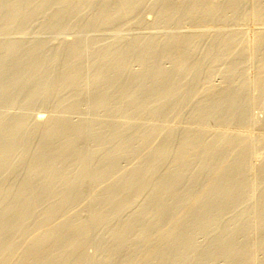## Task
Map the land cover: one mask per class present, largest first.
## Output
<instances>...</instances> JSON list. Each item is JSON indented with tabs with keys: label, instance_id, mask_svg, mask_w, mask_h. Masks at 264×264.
I'll use <instances>...</instances> for the list:
<instances>
[{
	"label": "rangeland",
	"instance_id": "374dc122",
	"mask_svg": "<svg viewBox=\"0 0 264 264\" xmlns=\"http://www.w3.org/2000/svg\"><path fill=\"white\" fill-rule=\"evenodd\" d=\"M0 0V123H2L1 125L4 127L5 125H9L8 123H10V128H11V125H13L14 123H16L18 121V123H20L21 125H24L23 128L21 127L20 125V131H18V133H21V134H18V136H16L18 138V140L16 138H14L15 140H17L18 144H13V142H16L14 141L13 139L12 140H8L6 141L4 144H6L7 142L8 143V146L7 144L5 145L6 148H12L16 147V145L20 146L18 147L17 146V151H13L12 153L14 154H11L8 156L11 158L9 159L12 160V163L10 164V166H8L7 168L9 169H5L3 171H6L5 173L1 170L0 172V188H2V191H5V194L7 191H11V192H8V193H12L13 191H15L14 188L17 187V185L19 183L17 182H20L21 180H24V179H29L30 178V183H35L37 182L38 180L45 178L44 177V172H41L40 174H30L29 173V170L25 171L26 169H28V167H32L33 166V161L31 160L30 162L28 161V159L32 156L33 152L36 151V149L40 148V144H41V148L43 146L42 144V140H40V137L42 138V136H40V133L41 135H44V133L46 132L45 130L48 129L49 131V128L50 129L52 128V124L56 122H62L63 120V125L65 124V122L67 123L65 126L68 127L69 125V129H65V127H60L62 125L59 124V122L55 125H58V127L60 128L58 131L60 132V134L58 133L56 136L59 140H57L56 136L53 137V142H52V145L53 143L56 145V151H58V147L57 146H61L60 149L63 148H68L66 151L64 150L63 148V157L64 159L60 160L62 162V164L59 162L58 165H65V163H67L68 160H73L75 157V161H80L79 162H74L73 164L75 165L74 168H71L68 167L65 168L62 172V169L60 166V172L63 173V175H66V173H69L70 176L72 174H75L76 177H77V172L79 173H83L84 172V179L82 178L81 179V182H80V187H79V190H83V194L86 195V197H84L85 200L87 201H83V200H80L78 203H77V200H75L73 202V207H71V210L73 211L72 208H76V210H74L73 212H71L70 209H68L69 212H71L70 214L68 212H66V214L68 213L67 218L70 220H73V221H84L86 222V226H87V229L88 231L86 232L85 234V237H84V245L83 247H81L82 251L85 253V255L88 257V263L87 264H92V262L94 261L93 264H103V256L105 251H107L108 249H110L112 246H115L118 242H122L120 239H118V241H116V239H111V235H110V231H112V229L114 230H119L122 231V221L124 222L126 219L130 218L131 216H133L137 210L139 212H137V214H140V215H146L149 211H147V206L150 204V203H153L154 201V198H156V200L159 198L157 195H162L161 192L162 190L161 189H158V190H154V182L156 181H159L157 179H160L161 180H168L170 179L171 176V173L175 174V172H183V175L181 176L184 180V182L181 180L179 184H181V190L179 191L178 190V187H177V191L176 192H179L177 193V195L173 197L172 199V203L169 201L168 204H167V210L165 211H169V212H165L167 216V213H171L173 211H175L174 209H176V207L174 208V204L175 202H177L179 200V195H183L185 192H190V193H187V195L189 196V194H191V192L193 193V195L197 192V190L201 187V185L204 183V179L206 178V167H204L205 169V172L204 169L202 168L201 165H193L196 163V161L200 158H202V156H204V150H205V147L206 146H209L211 147H218L220 150H223V148L225 147L226 144H224V142L222 143L221 141V144L222 145H218L219 143V140L222 138L220 136L223 135V132L226 134V132L230 135H228V137H230L231 135H234L232 133V130L234 128L235 131H239L241 129H243V126H244V131L247 130L246 132L249 134V136H252V138L250 137L249 139L251 141H253V136L254 134H258L259 136V133L261 135V133H263L264 129V79L262 77V79L260 78L261 75H259V73H261L263 76V72L264 71H261V69H264L262 66L259 65V70H257V66L258 64H262V60L264 61V59H262L264 57V49L262 50L263 46H260V44L257 43L256 39L255 40H252V37L253 39L256 38L257 35H260L261 33H264V30L262 28V26H264V22H262L261 20H259V22H256L255 23V18L253 16V18L251 17L252 15L250 14L252 12V5L253 3H257L256 1H252V0H238L240 3L238 4V1L237 3L234 4V8L233 10L235 11H229V9L231 8V5L229 8H225V6L223 4H227V1L225 0H214L215 4L216 2H218V4H216L217 7H219L217 10L220 12L218 13L217 11H215L216 15H214V13L212 12V14L214 15V18L213 19V15L212 17H210V15H207V17L209 18H212V19H209L207 18V24L205 23L206 20L204 21L205 19V14L204 15H199L204 18H201L203 20L200 21V16L198 17L195 16L196 15V12H193L194 15H189V13H192V12H189L190 11V8L191 7V10H192V5L193 3L198 0H170V2L167 3L168 0L166 1H163V0H131L128 3H126V0H123V5H125L126 7H124L123 5L120 4V2L122 0ZM64 1V2H63ZM95 1V2H94ZM120 1V2H119ZM139 1V2H138ZM141 1V2H140ZM178 1V2H176ZM182 1V2H181ZM194 1V2H193ZM208 1V0H207ZM223 1V2H222ZM263 0H259V5L258 7H263L264 5V1L262 2ZM27 2V3H26ZM38 2V3H37ZM60 2V3H59ZM125 2V4H124ZM149 2V3H148ZM156 2V3H155ZM178 4V5H176ZM193 2V3H191ZM204 2L206 1H203V3L201 2L200 4L203 5V7L206 5H204ZM212 3L213 0H209L207 3ZM243 2V3H242ZM247 2V3H246ZM14 3V4H13ZM25 3V4H24ZM31 3V4H30ZM36 3V4H35ZM40 3V4H39ZM102 3V4H101ZM113 3V4H112ZM134 3V4H133ZM185 3V4H184ZM191 3V5H190ZM222 3V4H221ZM252 3V4H251ZM39 4V5H38ZM60 4V5H59ZM164 4V6L166 5V7L168 5L172 6L170 8H168V11H174L172 14V12H170V14L172 15H167L166 12H164V15L166 13L167 16H164V20H163V15L160 16L158 13H161L162 11L159 9L161 7V5ZM189 4V7L187 6ZM248 4V5H247ZM262 4V5H261ZM24 5V6H23ZM35 5V6H34ZM37 5V6H36ZM41 5V6H40ZM48 5V6H47ZM72 5V6H71ZM122 6V7H119ZM159 5V6H157ZM176 5V6H175ZM201 5V6H202ZM220 5V6H219ZM221 5H223L221 7ZM237 5V8L235 7ZM16 6V7H15ZM32 6V7H31ZM80 6V8H79ZM82 6V7H81ZM85 6V8H84ZM102 6V7H101ZM144 8H143V7ZM163 6V5H162ZM207 6V5H206ZM40 7V8H39ZM128 7V8H127ZM131 7V8H130ZM136 7V8H135ZM159 7V8H158ZM169 7V6H168ZM174 7L176 8L177 12L174 9ZM179 7V8H178ZM260 7V8H261ZM28 8V9H27ZM126 10L124 11V13L122 12L121 9ZM126 8V9H124ZM130 8V9H129ZM134 8V9H133ZM148 8V9H146ZM182 8V9H181ZM129 9V10H128ZM179 9V10H178ZM185 9V11H183ZM226 9V10H225ZM229 13H228V11ZM94 10V11H93ZM120 12H119V11ZM138 10V11H137ZM216 10V9H215ZM224 10V12H223ZM232 10V9H231ZM80 11H84V12H80ZM91 11V12H89ZM129 11V13H128ZM157 11V12H156ZM167 11V12H168ZM183 11V12H182ZM194 11V10H193ZM247 13L246 15L249 16V14L251 16L250 19L252 20H249L248 16L245 15V13ZM116 12V13H115ZM119 12V13H118ZM125 12H127L125 14ZM134 12V13H133ZM141 12V14H140ZM189 12V13H188ZM223 12V13H222ZM227 12V13H226ZM239 12V13H238ZM63 13V14H62ZM103 13V14H102ZM149 13V14H148ZM163 13V12H162ZM181 15L179 16L178 15ZM183 13V14H181ZM224 14V17H223V24L221 23H218L220 22L219 20H221L222 18L220 17V14ZM241 13V14H240ZM85 14V15H84ZM219 14V15H218ZM221 14V16H223ZM243 14V15H242ZM61 15V16H60ZM95 15V16H94ZM137 15V16H136ZM141 15V16H140ZM160 17H158V16ZM233 15V16H232ZM240 15V18L238 17ZM241 15L244 16L245 18H247V20L245 18H241ZM2 16V17H1ZM82 16V17H81ZM99 16V17H98ZM104 16V17H103ZM133 16V17H131ZM135 16V17H134ZM157 16V17H156ZM174 16V17H173ZM183 16V17H182ZM188 19H186V17ZM188 16H191V17H188ZM194 16V17H193ZM226 16V17H225ZM5 17V18H3ZM78 17V18H77ZM81 17V18H80ZM137 17V18H136ZM156 17V18H155ZM172 17V18H170ZM176 17V18H175ZM216 17L220 18L218 20V18L216 19ZM103 18V19H101ZM113 18V19H112ZM115 18V19H114ZM149 18V19H148ZM153 18V20H152ZM166 18V19H165ZM176 20H174V19ZM112 19V20H111ZM184 19V20H183ZM194 19V20H193ZM240 19V20H239ZM100 20V22H99ZM108 20V21H107ZM115 20V22H114ZM121 20V21H120ZM172 21V22H169ZM213 20V21H211ZM214 20H217V21H214ZM243 20V21H242ZM16 21V23H15ZM59 21V22H58ZM66 21V22H65ZM80 21V22H79ZM89 21V22H88ZM104 21V22H103ZM123 21H126V22H123ZM156 21V22H155ZM158 21V22H157ZM168 21V22H167ZM204 21V22H203ZM235 21V22H234ZM242 21V22H241ZM258 21V20H256ZM53 22V23H52ZM123 22V23H122ZM141 22H142V25H141ZM153 22V23H152ZM155 22V23H154ZM177 22V23H176ZM180 22V23H179ZM227 22V23H226ZM235 24H234V23ZM247 22V23H245ZM13 23V24H12ZM33 23V24H32ZM138 23V24H137ZM147 23V24H146ZM197 23V24H195ZM202 23V24H201ZM206 25H205V24ZM212 23V24H211ZM232 23V24H231ZM244 23V24H243ZM252 23V24H251ZM263 24V25H260V24ZM32 24V25H31ZM75 24V25H74ZM81 24V25H80ZM118 24V25H117ZM124 24V25H123ZM157 24V25H156ZM182 24V26H181ZM217 24V25H216ZM238 24V25H237ZM11 25V26H10ZM130 25V26H128ZM188 25V26H187ZM199 27H198V26ZM202 25V26H201ZM208 25V26H207ZM228 25V26H227ZM243 25V26H242ZM251 25V26H250ZM255 25V26H254ZM34 26V27H33ZM38 26V27H37ZM73 26V27H72ZM134 26V27H133ZM139 26V27H138ZM147 26V27H146ZM150 26V27H149ZM171 26V27H170ZM239 26V27H238ZM68 27V28H67ZM104 27V28H103ZM136 27V28H135ZM141 27V28H140ZM162 27V28H161ZM188 27V28H187ZM9 28V29H8ZM37 28V29H36ZM58 28V29H57ZM88 28V29H87ZM107 28V29H106ZM118 28V29H117ZM121 28V29H120ZM129 28V29H128ZM134 28V29H133ZM200 28V29H199ZM207 28V29H206ZM210 28V29H209ZM211 28H214V29H211ZM246 28V29H245ZM258 28V29H257ZM26 29V30H25ZM103 29V30H102ZM105 29V30H104ZM140 29V30H139ZM177 29V30H176ZM236 29V30H234ZM252 29V30H251ZM9 30V31H8ZM11 30V31H10ZM50 30V31H49ZM60 30V31H59ZM75 30V31H74ZM90 30V31H89ZM99 30V31H98ZM117 30V31H116ZM188 30V31H187ZM210 30V31H209ZM260 30H263L262 32H259L258 34V31ZM34 31V32H33ZM47 31V32H46ZM78 31V32H77ZM83 31V32H82ZM89 31V32H88ZM194 31V32H192ZM200 31V32H199ZM225 31V32H224ZM20 32V33H19ZM40 32V34H39ZM62 32V33H61ZM74 34H72V33ZM77 32V33H76ZM191 32V33H190ZM207 32V33H206ZM254 32V33H252ZM44 33V34H43ZM82 35H81V34ZM183 33V34H182ZM215 33V34H214ZM220 33V35H219ZM227 33H229L227 35ZM193 34V35H192ZM236 34H238V36H236ZM246 38L247 42L248 43H244L243 40H245V38L243 39L242 36ZM251 34V35H250ZM254 34V36H253ZM257 34V35H256ZM33 35V36H32ZM161 35V36H160ZM180 35V36H179ZM214 35V36H213ZM223 35H226L227 38L229 37L230 40L231 38H234L235 39V42L236 43H239L240 40L237 38H241L242 42L247 45H249V49L250 47H252L254 44L256 46L252 47V49H250V52L248 50V48H244V44H239L240 47H236L237 45L233 42V46L235 47L236 51H240L241 53V50L244 48L246 49V52L250 53L249 55L245 54L246 52L244 51V54L247 56H245L243 53H241V55H244L243 58H241L242 56L239 55V57L236 58V55H234V58L235 60H233V64L230 62V60H232L231 58H233V53H232V50H228L230 51V53H227V49H230L232 47H229L227 45H232V41L234 40H229L226 39V36H222ZM232 35V37H231ZM240 35V36H239ZM256 35V36H255ZM85 36V38H84ZM107 36V37H106ZM112 36V37H111ZM154 36V37H153ZM207 36V37H206ZM213 36V37H212ZM194 39L190 42V40L188 39ZM193 37V38H192ZM201 37L202 40H201ZM216 37V39H215ZM220 37V38H219ZM225 37V39H224ZM46 38V39H45ZM144 38V39H143ZM154 38V39H153ZM186 38V39H185ZM212 38V39H211ZM218 38V39H217ZM249 38V40H248ZM11 39V40H10ZM15 39V40H14ZM27 39V40H26ZM79 39V40H78ZM146 39V40H145ZM183 39V40H182ZM200 39V41H199ZM222 39V40H221ZM238 41H237V40ZM9 40V41H8ZM78 40V41H77ZM81 40V41H80ZM142 40V41H141ZM156 40V41H155ZM164 40V41H163ZM183 42H182V41ZM186 42H185V41ZM189 40V41H187ZM204 40V41H203ZM211 40V41H210ZM217 40V41H216ZM225 40L227 41L228 40V43L230 41V43L228 44L227 42H225ZM245 40V41H246ZM11 41V42H10ZM130 41V42H129ZM160 41V42H159ZM167 41V42H165ZM177 41V42H176ZM207 41V42H206ZM214 41V42H213ZM51 42V43H50ZM66 42V43H65ZM111 42V43H110ZM152 42V43H151ZM190 42V43H189ZM201 42V46H200V43ZM220 42V43H218ZM11 43V44H10ZM117 43V44H116ZM120 43V44H119ZM124 43V44H123ZM129 45H128V44ZM133 43V44H131ZM140 43V44H139ZM144 43V44H143ZM176 43V44H175ZM192 43V44H191ZM212 43V44H211ZM227 43V45H226ZM80 44V45H79ZM94 44V45H93ZM174 44V45H173ZM178 44V45H177ZM180 44V45H179ZM183 44V46L181 45ZM199 44V45H198ZM210 44V45H209ZM216 44V45H215ZM221 44H225L226 47H229V48H226L224 46H222ZM235 44V45H234ZM252 44V45H251ZM4 45V46H3ZM132 45V46H131ZM136 47H134V46ZM153 45V46H152ZM159 45V46H158ZM204 45V46H203ZM209 45V46H208ZM217 49H216V47ZM220 45H221V49L220 50ZM251 45V46H250ZM34 46V47H33ZM75 46V47H74ZM79 46H81L79 48ZM87 46V47H85ZM104 46V47H103ZM114 46V47H113ZM126 46V47H125ZM130 46V47H129ZM180 46V47H179ZM182 46V48H181ZM185 46V47H184ZM192 46V47H191ZM208 46V47H206ZM30 47V48H29ZM66 47V48H65ZM76 48V50L74 48ZM93 47V48H92ZM101 47V48H100ZM109 51H108V49ZM140 47V48H139ZM145 47H147L145 49ZM155 47L157 49H155ZM173 47V48H172ZM178 47V48H177ZM187 47V48H186ZM200 47V49H199ZM210 47V48H209ZM234 47L232 49H234ZM248 47V46H247ZM257 47V49L255 48ZM27 48V50H26ZM87 48V49H86ZM92 48V49H91ZM103 48V49H102ZM112 48V49H111ZM162 48V49H161ZM167 48V50H166ZM176 48V49H175ZM181 48V49H180ZM194 48V49H193ZM237 48H241L240 50ZM261 48V51L259 52L258 49ZM47 51H45V50ZM74 49V50H72ZM125 49V50H124ZM132 49V50H131ZM140 49V50H139ZM143 49V50H142ZM153 49V50H152ZM172 49V50H170ZM191 49V50H190ZM214 49V50H213ZM225 49V50H224ZM235 49L233 50V52L235 51ZM256 49V51H255ZM26 50V51H25ZM37 50V51H36ZM58 50V52H57ZM81 50V51H80ZM99 50V51H98ZM135 50V52H134ZM146 50V51H144ZM151 52H150V51ZM178 50V51H177ZM183 50V51H181ZM196 52H195V51ZM220 50V52L223 50V51H226V52H223L221 54H225L222 58H224L227 66L225 68V65L223 62L224 60H222V58H220L219 56V53L218 51ZM248 50V51H247ZM253 50V51H252ZM2 51V52H1ZM6 51V52H5ZM8 51V52H7ZM14 51V52H13ZM63 51V52H62ZM76 51V52H75ZM121 51V52H119ZM141 51V52H139ZM158 51V52H157ZM168 51V52H167ZM170 51V52H169ZM192 51V52H191ZM218 52V53H215V52ZM236 51L234 52L235 54ZM255 51V52H254ZM262 51H263V57H262ZM40 52V54L38 53ZM73 52V53H72ZM79 52V53H78ZM109 54H108V53ZM149 54H148V53ZM174 52V53H173ZM176 52V53H175ZM178 52V54H177ZM180 52V53H179ZM184 52V53H183ZM200 52V53H199ZM204 52V53H203ZM252 52V53H251ZM258 52V53H257ZM9 55H8V54ZM30 53V54H29ZM34 53V54H33ZM63 53V54H62ZM69 53V54H68ZM105 53V54H104ZM118 53V54H117ZM134 53V54H133ZM153 53V54H152ZM173 53V54H172ZM182 53V54H181ZM194 53V54H193ZM212 53V54H211ZM215 53V54H214ZM259 53H260V56L261 58H259ZM14 54V55H13ZM72 54V55H71ZM102 54V55H101ZM152 54V55H151ZM164 54V55H163ZM177 54V55H176ZM202 54V55H201ZM219 56H217V55ZM230 54V55H228ZM6 55H8L6 57ZM59 55V56H58ZM68 55V56H67ZM70 55V56H69ZM75 55V56H73ZM78 55V56H77ZM105 55V56H104ZM111 55V56H110ZM148 55V56H147ZM154 55V57H153ZM169 55V56H168ZM183 55V56H182ZM188 55V56H187ZM205 55V56H204ZM209 55V58L207 57ZM211 55V56H210ZM215 57V59H212L213 56ZM216 55V56H215ZM237 55V56H238ZM253 55V56H252ZM14 56V57H13ZM17 58H16V57ZM35 56V57H34ZM44 56V57H43ZM73 56V57H72ZM78 58H77V57ZM103 56V57H102ZM150 56V57H149ZM186 56V57H184ZM192 56V57H190ZM196 56V57H195ZM230 58L229 60L227 59L228 57ZM231 56V57H230ZM20 57V59H19ZM41 58L39 60V58ZM98 57V58H97ZM108 57V58H107ZM110 57V58H109ZM119 57V58H118ZM158 57V58H157ZM163 57V59H162ZM175 57V58H174ZM181 57V58H180ZM204 57V58H203ZM217 57L220 61L217 60ZM225 57H227L226 59L229 61V63L231 64H228L227 63V60L225 59ZM253 57V58H252ZM256 57V59H255ZM9 58V59H8ZM22 58V59H21ZM30 58V60H29ZM44 58V59H43ZM63 58V59H62ZM68 58V59H67ZM71 58V59H70ZM75 58V59H74ZM126 58V59H125ZM131 58V59H130ZM142 58V60L140 59ZM154 58V59H153ZM182 60V62L179 60V59ZM185 58V59H184ZM201 58V59H200ZM206 58V59H205ZM34 59V60H33ZM38 59V60H37ZM51 59V60H50ZM58 59V61H57ZM74 59V60H73ZM135 59V60H134ZM177 59L179 60V63L177 61ZM209 59V60H208ZM239 59H242L241 61ZM247 59V61L245 60ZM262 59V60H260ZM2 60V61H1ZM25 60V61H24ZM36 60V61H35ZM48 60V61H47ZM70 60V62H69ZM72 60V61H71ZM101 60V61H100ZM115 60V61H114ZM151 60V61H150ZM174 60V61H172ZM211 60H213L215 63H213ZM216 60V61H215ZM237 60V62H236ZM241 65L239 64L240 62ZM252 60V62H251ZM255 60V61H254ZM261 61V63H258L259 61ZM4 61V62H3ZM17 61V63L15 62ZM38 61V62H37ZM42 61V62H41ZM46 61V62H45ZM77 61V62H75ZM82 61V62H81ZM135 61V62H134ZM234 61L236 63V67L234 68ZM254 61V62H253ZM6 62V63H5ZM41 62V64L39 63ZM55 62V63H54ZM62 62V63H61ZM66 62V63H65ZM75 62V63H74ZM95 64H94V63ZM98 62V63H97ZM113 62V63H112ZM120 62V63H119ZM123 62V63H122ZM139 62V64H137ZM169 62V63H168ZM211 62V64L209 65V63ZM220 62V63H219ZM239 62V63H238ZM248 64H247V63ZM251 62V63H250ZM4 63V64H3ZM15 63V64H14ZM60 63V64H59ZM208 63V65H207ZM223 63V64H222ZM9 64V65H8ZM23 64V65H22ZM67 64V65H66ZM83 64V65H82ZM85 64V65H84ZM154 64V65H152ZM158 64V65H157ZM163 64L162 66H159ZM174 64V65H173ZM189 64H191V66H189ZM197 64V65H196ZM218 64V65H217ZM238 64V65H237ZM4 65V66H3ZM20 65V66H19ZM110 65V66H108ZM122 65V66H121ZM130 67H129V66ZM133 65V66H132ZM150 65V66H149ZM152 65V67H151ZM173 65V66H172ZM180 65V66H179ZM188 65V66H187ZM213 65V66H212ZM233 69H231L229 66ZM234 65V66H233ZM240 65V66H239ZM248 65V66H247ZM257 65V66H256ZM9 66V67H8ZM19 66V67H18ZM29 66V67H28ZM46 68H45V67ZM66 67V68H63ZM182 66V68L180 69V67ZM209 66V67H208ZM219 66V68H218ZM12 67V68H11ZM17 67V68H15ZM32 67V68H31ZM49 67V68H48ZM74 67V68H73ZM95 67V68H94ZM109 67V68H108ZM115 67V68H113ZM141 67L143 69H141ZM150 67V68H149ZM159 67V68H158ZM169 67V68H168ZM176 67V68H175ZM184 67V68H183ZM208 67V68H207ZM228 67V68H227ZM246 67V68H244ZM251 67V68H249ZM262 67V68H261ZM26 68V69H25ZM30 68V69H29ZM57 68V69H56ZM61 68V69H60ZM84 68V69H83ZM118 68V69H117ZM125 68V69H123ZM135 68V69H134ZM138 68V70H137ZM153 68V69H152ZM158 69L157 71L155 69ZM178 68V70H176ZM186 68V69H185ZM191 68V69H190ZM194 68V69H193ZM221 68V69H220ZM240 68V69H239ZM242 68V70H241ZM256 68V69H255ZM11 69V70H10ZM21 69V70H19ZM28 69V70H27ZM33 69V70H32ZM39 69V70H37ZM100 69V70H99ZM113 69V70H112ZM160 69V71H159ZM164 69V71H163ZM170 69V71H168ZM174 69V70H173ZM199 69V70H198ZM226 69V71H225ZM234 70V76H232V71L230 70ZM245 69V70H244ZM35 70V71H34ZM85 70V71H84ZM117 70V71H116ZM148 70V71H147ZM181 70V71H180ZM186 70V71H185ZM195 70V71H194ZM203 70V71H202ZM209 70V71H208ZM229 70V71H228ZM255 70V71H254ZM8 71V72H7ZM18 71V72H17ZM44 71V72H43ZM48 71V72H46ZM60 71V72H59ZM107 71V72H106ZM109 71V72H108ZM125 71V72H124ZM127 71V72H126ZM136 71V72H135ZM154 71V72H153ZM159 71V72H158ZM237 72H241L240 74L239 73H236ZM246 71V72H245ZM254 71V72H253ZM259 71V72H258ZM12 76L9 77L7 76ZM13 72V73H11ZM17 72V73H16ZM21 72V73H20ZM71 72V73H70ZM140 72V73H139ZM158 72V74H157ZM163 72V73H162ZM175 72V74H174ZM187 72V74L185 73ZM192 72V73H191ZM208 72V73H207ZM219 72V73H218ZM222 74H221V73ZM245 72V73H244ZM257 72V73H256ZM2 73V74H1ZM33 73V74H32ZM77 73V74H76ZM85 73V74H84ZM94 73V74H93ZM121 76H119L118 74ZM123 73V74H122ZM133 73V74H132ZM151 73V75H150ZM157 75H155V74ZM165 73V74H164ZM172 73V74H171ZM177 73V74H176ZM180 73V74H178ZM231 75H230V74ZM243 73V74H242ZM252 73H254L252 75ZM5 74V75H4ZM11 74V75H10ZM17 74V75H16ZM23 74V75H22ZM70 74V75H69ZM117 74V75H116ZM128 74V75H127ZM136 74V75H135ZM161 74V75H160ZM185 76H184V75ZM215 74V75H214ZM218 74V75H217ZM237 74V75H236ZM247 74V75H246ZM259 76H258V75ZM15 77H14V76ZM31 75V76H30ZM40 75V76H39ZM75 75V76H74ZM87 75V76H86ZM139 75V76H138ZM147 75V76H146ZM176 75H178L176 77ZM226 75V76H225ZM243 75V77H242ZM254 75L256 79V81L254 79H252V77L254 78ZM29 76V77H27ZM108 76V77H107ZM111 76V77H110ZM115 76V77H114ZM137 76V77H136ZM160 77L158 79V77ZM166 76L165 79H162V77ZM168 76H170L168 78ZM172 76V77H171ZM196 76V77H195ZM231 76V77H229ZM35 77L37 79H35ZM136 79H135V78ZM140 77V78H139ZM143 77V78H142ZM154 77V78H152ZM156 77V78H155ZM183 77V78H182ZM230 79H229V78ZM233 77V81H232V78ZM247 77V79H246ZM250 77V78H249ZM259 77V78H258ZM15 78V79H14ZM39 78V80H38ZM53 78V79H52ZM115 78V79H114ZM132 78V79H131ZM138 78V79H137ZM183 80H182V79ZM189 78V79H188ZM227 78V79H226ZM236 78V79H234ZM241 78V79H240ZM17 79V80H16ZM23 79V80H22ZM42 79V80H41ZM44 79V80H43ZM56 79V80H55ZM66 79V81H65ZM78 79V80H77ZM119 79V80H118ZM124 79V80H123ZM142 79V80H141ZM149 79V80H148ZM151 79V80H150ZM155 79V80H154ZM179 81H178V80ZM188 79V80H186ZM16 83H14L15 81ZM70 80V81H69ZM116 80V81H115ZM139 80V81H138ZM146 80V81H145ZM165 80V81H164ZM214 80V81H213ZM225 80V81H224ZM228 80V81H227ZM231 80V81H230ZM238 80V81H237ZM244 80V81H243ZM250 80V81H249ZM252 80V81H251ZM254 80V82H253ZM258 81H260V83L258 84ZM9 81V82H8ZM11 81V82H10ZM13 81V82H12ZM20 81V82H19ZM24 81V82H23ZM38 81V82H37ZM43 81V82H42ZM45 81V82H44ZM65 81V83H64ZM75 81V82H74ZM80 81V82H78ZM119 81V82H118ZM130 85L129 84V82ZM141 81V82H140ZM183 83H182V82ZM193 81V82H192ZM240 81V82H239ZM261 81H262V85H261ZM7 82V83H5ZM19 82V83H18ZM27 82L28 84L26 85ZM42 82V83H41ZM82 82V83H81ZM85 82V83H84ZM99 82V83H98ZM104 82V83H103ZM123 82V83H122ZM125 82V83H124ZM140 84H139V83ZM157 82V83H156ZM159 82V83H158ZM161 82V83H160ZM163 82V83H162ZM181 82V83H179ZM234 82V83H233ZM243 82V84L241 83ZM14 83V84H13ZM25 85H24V84ZM47 83V84H46ZM73 83V85H72ZM76 83V85H75ZM78 83V84H77ZM103 83V84H102ZM109 83V84H108ZM127 83V84H126ZM138 83V84H136ZM143 83V84H142ZM166 83V85H165ZM174 83V84H172ZM186 83V85H185ZM198 85H196V84ZM218 83V84H217ZM230 83V85H229ZM237 83V84H236ZM256 83V84H255ZM4 84V85H3ZM18 84V85H17ZM22 84V85H21ZM39 84V85H38ZM67 84V86H66ZM82 84V85H81ZM87 84V85H86ZM89 84V85H88ZM101 84V85H100ZM127 85V88H126V85ZM146 84V85H144ZM164 84V85H163ZM182 84V85H181ZM211 84V86H210ZM228 84V86H227ZM234 84V85H233ZM258 84V85H257ZM11 87H10V86ZM14 85V87H13ZM72 85V86H71ZM80 85V86H79ZM99 85V86H98ZM121 85V86H120ZM150 85V86H149ZM176 87H175V86ZM191 85V86H190ZM193 85V86H192ZM225 87H224V86ZM233 85V86H232ZM235 85L237 87V89L235 88ZM244 85V86H243ZM253 85H257V88L256 86H253ZM260 85V86H259ZM20 88H18V87ZM78 86V87H77ZM83 86V87H82ZM159 86V87H158ZM170 86V87H168ZM172 86V87H171ZM208 86V87H207ZM209 86L210 90H207L209 89ZM220 86V87H219ZM249 86V87H248ZM7 87V88H6ZM13 87V88H12ZM32 87V88H31ZM76 87V88H75ZM100 87V88H99ZM106 87V89H105ZM113 87V88H112ZM125 87V88H124ZM142 87V88H141ZM150 89H149V88ZM152 87V88H151ZM162 87V88H160ZM187 87V88H185ZM189 87V88H188ZM194 89H193V88ZM206 87V88H204ZM222 87V91L224 90V92H229V94H223L222 91H220ZM227 87V88H226ZM239 87V88H238ZM9 88V89H8ZM22 88V89H21ZM71 88V89H70ZM73 88V89H72ZM80 88V89H79ZM92 88V89H91ZM103 88V89H102ZM119 88V89H118ZM131 88V89H130ZM136 88V89H135ZM138 88H141V89H144V90H140ZM165 88V89H164ZM173 88V89H172ZM203 88V89H202ZM217 88V90H219V93H216L214 94L215 96H219L218 98L215 97L214 95H211L210 92L213 94L215 89ZM219 88V89H218ZM224 88V89H223ZM226 88V89H225ZM234 89V90H231ZM242 88V89H241ZM244 88V89H243ZM260 88V89H259ZM3 91H2V90ZM32 89V90H30ZM36 89V90H35ZM56 89V90H55ZM75 89V90H74ZM79 89V90H78ZM115 89V91H114ZM121 89V90H120ZM127 89V90H126ZM138 89V90H137ZM154 89V90H153ZM170 90L169 91H167ZM175 89V90H174ZM179 89V90H178ZM185 89V90H184ZM193 89V90H191ZM199 91H198V90ZM214 89V90H213ZM229 91H228V90ZM238 89H240L238 91ZM8 90V91H7ZM12 90V91H11ZM69 90V91H68ZM131 90V91H130ZM136 90V91H134ZM145 90H148V93L147 91ZM150 90V91H149ZM161 90V91H160ZM203 90V92L201 91ZM215 90V91H217ZM240 92V93H236V91ZM14 91V92H13ZM24 91V92H22ZM26 91V93H25ZM39 91V93H38ZM55 91V92H54ZM63 91V92H62ZM73 91V92H72ZM89 91V92H88ZM108 93H106V92ZM123 91V92H122ZM127 91V92H126ZM133 91V92H132ZM156 91V92H154ZM159 91V92H158ZM163 91V92H162ZM166 91V92H165ZM183 91V92H182ZM191 91V92H190ZM209 91V92H208ZM232 91V93H231ZM235 91V92H234ZM245 91V92H244ZM262 91V92H261ZM2 92V93H1ZM28 92V93H27ZM30 92V93H29ZM60 94H59V93ZM73 94H71V93ZM76 92V93H74ZM88 92V93H87ZM111 92V93H109ZM128 92H130L128 94ZM142 92V93H141ZM182 92V93H180ZM197 92V93H196ZM202 92V93H201ZM207 92V93H206ZM218 92V91H217ZM226 92V93H227ZM234 92V96L231 97L230 96V93L233 94ZM10 93V94H9ZM38 93V94H37ZM69 93V94H68ZM114 93V94H113ZM117 93V94H116ZM122 93V94H121ZM128 95H127V94ZM136 93V94H135ZM145 93V94H144ZM150 93V94H149ZM153 93V95H152ZM155 93V94H154ZM160 93H162V95H160ZM165 93V94H163ZM170 93V94H169ZM192 93V94H191ZM205 93V94H204ZM248 95H247V94ZM258 93V94H257ZM260 93V95H259ZM262 93V94H261ZM3 94V95H2ZM9 94V95H8ZM17 94V95H16ZM23 94V95H22ZM59 94V96H58ZM63 94H64V97H63ZM128 97H126L125 96ZM132 94V95H130ZM144 94V95H143ZM169 96H167V95ZM200 94L203 96H200ZM210 95V96H207V98H205L206 95ZM221 94H222V98H221ZM237 94V95H236ZM239 94V96H238ZM19 95V96H18ZM50 95V96H49ZM68 95V96H67ZM72 95V96H70ZM88 97H87V96ZM107 95V96H106ZM119 95V96H118ZM129 95L133 98H129ZM140 95V96H139ZM159 95V96H158ZM197 96V99H196V96ZM199 95V96H198ZM225 95H228L230 96V100H227L225 99ZM244 95V96H243ZM27 96V97H26ZM44 96V97H43ZM48 96V97H47ZM60 98H58V97ZM80 96V97H79ZM121 96V97H120ZM147 96H149L148 98H146ZM190 96V97H189ZM212 96H214L212 98ZM227 96V97H228ZM237 96V97H236ZM243 96V97H242ZM246 96V97H245ZM254 96V97H253ZM32 97V98H31ZM47 97V98H46ZM64 100H63V98ZM87 97V98H86ZM139 97V98H138ZM141 97V98H140ZM143 97V98H142ZM145 97V98H144ZM153 97V98H152ZM188 97V99H187ZM211 97L212 100H210L209 98ZM236 97V98H235ZM253 97V98H252ZM257 97V98H255ZM259 97V98H258ZM9 100H8V99ZM12 98V99H11ZM25 98V99H24ZM41 100H40V99ZM54 98V99H53ZM66 98V99H65ZM73 98V99H72ZM80 98V99H79ZM126 98V99H125ZM136 98V99H135ZM150 98V99H149ZM155 98V99H154ZM159 100L162 99V100ZM167 98V99H166ZM190 98V99H189ZM201 98V99H200ZM221 98V99H220ZM232 98H233V101H232ZM248 98H251L250 100ZM24 99V100H23ZM51 99V100H50ZM78 99V100H77ZM128 99V100H127ZM141 99V100H140ZM145 99V100H144ZM192 99V100H191ZM209 99V101H208ZM214 99V100H213ZM229 99V98H228ZM234 99L236 101H234ZM34 100V101H32ZM48 100V101H47ZM56 100V101H55ZM62 100V102H61ZM71 100V102H69ZM73 100V101H72ZM116 100V101H115ZM119 102H118V101ZM164 100V101H163ZM182 100V101H181ZM188 100V101H187ZM200 100V101H198ZM204 100V101H203ZM225 100V101H224ZM239 100V101H238ZM243 100V101H242ZM249 100V101H248ZM259 100V101H258ZM45 101V102H44ZM97 101V102H96ZM104 101V102H103ZM111 101V102H110ZM121 101V102H120ZM127 101V102H126ZM145 101V102H143ZM152 101V102H151ZM157 101V102H156ZM169 101V102H168ZM174 101H176L174 103ZM195 101V103H194ZM198 101V102H197ZM239 103H238V102ZM257 101V102H256ZM3 102V103H2ZM19 102V103H18ZM67 102H68V105H67ZM78 102V103H77ZM129 102V103H128ZM133 102V103H132ZM137 102V103H136ZM148 102V103H147ZM150 102V103H149ZM161 102V103H160ZM193 102V103H192ZM202 102V104H201ZM209 102V103H208ZM230 104V107L225 105V109H224V104ZM231 102H233L231 104ZM245 102V103H244ZM250 102V103H249ZM256 102V103H255ZM24 103V104H23ZM35 103V104H34ZM54 103V104H53ZM102 103V104H101ZM108 103V104H107ZM136 103V105H135ZM140 103L145 107H143L142 105H140ZM157 103V104H156ZM171 103V105H169ZM181 103V104H180ZM208 103V104H207ZM214 105H213V104ZM220 103V104H218ZM239 105H238V104ZM34 104V105H33ZM42 104V105H41ZM48 104V105H47ZM82 104V105H81ZM107 104V105H106ZM134 104V105H133ZM145 104V105H144ZM149 104V105H148ZM151 104V105H150ZM156 104V105H155ZM159 104V105H158ZM173 104H176V105H173ZM186 104V105H185ZM194 104V105H193ZM204 104V105H203ZM206 104V105H205ZM210 104V105H209ZM218 104V106H217ZM223 106H222V105ZM242 104V105H241ZM253 104V105H252ZM13 105V106H12ZM23 108H19L21 106ZM27 105V106H26ZM32 105V106H30ZM41 105V106H40ZM47 105V106H46ZM58 105V106H57ZM64 105V106H63ZM119 105V107L117 106ZM125 105V106H124ZM162 105V106H160ZM179 105V106H178ZM191 105V106H190ZM197 105V106H195ZM200 105V106H199ZM257 105V106H256ZM72 106V107H71ZM94 106V108H93ZM104 106V107H103ZM122 106V107H121ZM153 106V108H152ZM159 106V107H158ZM172 106V107H171ZM174 106V107H173ZM194 106V107H193ZM204 106V108L202 107ZM209 106V107H208ZM217 106V108L215 107ZM221 108H220V107ZM232 106V107H231ZM235 106L237 107L235 109V111H233V109L235 108ZM239 106V107H238ZM250 106V107H249ZM254 106V107H253ZM4 107V108H3ZM29 108V110L27 108ZM52 107V108H51ZM69 109H68V108ZM76 107V108H75ZM83 107V108H82ZM107 107V108H106ZM115 107V108H114ZM132 107V108H131ZM139 107V108H138ZM167 107V108H166ZM178 107V108H177ZM191 107V109H190ZM194 109H193V108ZM200 107V108H199ZM208 107V108H207ZM212 109H209L211 108ZM215 107V108H214ZM219 107V108H218ZM227 107V108H226ZM260 107V108H258ZM7 108V110H6ZM55 110H54V109ZM80 108V109H79ZM92 108V109H91ZM122 108V109H121ZM125 108V109H124ZM144 108V109H142ZM150 108V109H149ZM170 108V109H169ZM198 108V109H197ZM206 108V109H205ZM232 110H231V109ZM257 108V109H255ZM27 109V110H26ZM52 109V110H51ZM71 109V110H70ZM86 109V110H85ZM130 109V111H129ZM153 109V111H152ZM173 109V110H172ZM201 109H203L201 111ZM214 109V110H213ZM216 109V110H215ZM222 109V110H221ZM231 111H230V110ZM51 110V111H50ZM66 110V111H65ZM75 110V111H74ZM117 110V111H116ZM119 110V111H118ZM125 110V111H124ZM150 110V111H148ZM157 110V111H155ZM170 110V112H168ZM183 110V111H182ZM186 110V111H184ZM201 112H199V111ZM207 110V111H206ZM210 110V111H209ZM212 110V111H211ZM220 110V111H219ZM226 110H229V111H226ZM245 110V112L243 113V111ZM249 110V111H248ZM22 111V112H21ZM27 113H26V112ZM44 111V112H43ZM64 113H63V112ZM98 111V112H97ZM145 111V112H144ZM155 111V112H154ZM194 111V112H193ZM198 113H197V112ZM241 113H240V112ZM247 111V112H246ZM36 112V113H35ZM47 112V113H46ZM60 112V113H59ZM97 112V114H96ZM115 112V113H114ZM119 112V113H118ZM124 112V113H123ZM128 112V113H127ZM164 112V113H163ZM168 112V113H167ZM174 112V113H173ZM213 112V114H212ZM234 112V114H233ZM30 113V114H29ZM41 113L44 115V118L42 119L43 122L41 120V122H37V116L38 114ZM52 113V114H51ZM73 113V114H72ZM85 115H84V114ZM106 113V114H105ZM109 113V114H108ZM146 113V114H145ZM154 113V114H153ZM156 113V114H155ZM162 113V114H161ZM187 113V114H186ZM211 113V114H210ZM216 113V114H215ZM222 113V114H221ZM243 113V114H242ZM27 114V115H26ZM51 116H50V115ZM129 114V115H128ZM159 114V115H158ZM161 114V115H160ZM180 114V115H179ZM204 114V115H203ZM240 115L239 118H237L238 116L237 115ZM13 115V116H12ZM15 115V116H14ZM18 115V116H17ZM26 115V116H25ZM47 115V116H46ZM73 115V116H72ZM84 115V116H83ZM88 115V116H87ZM106 115V116H105ZM118 115V116H117ZM123 115V116H122ZM133 115V116H131ZM137 115V116H136ZM140 115V116H139ZM142 115H145V116H142ZM183 115V117H182ZM194 115V116H192ZM203 115V116H202ZM224 115V116H223ZM253 115V116H252ZM259 115V116H258ZM21 116V117H19ZM24 116V117H23ZM97 116V117H96ZM100 116V117H99ZM105 116V117H104ZM114 116V117H113ZM127 116V117H126ZM157 116V117H156ZM198 119H197V117ZM209 116H213V117H209ZM218 116V117H217ZM221 116V117H220ZM244 116H246V118L248 117V119H246ZM17 117V119H16ZM53 117H55L54 119H52ZM83 120H82V118ZM96 117V119H95ZM119 117V119H117ZM130 117V118H129ZM139 117V118H138ZM159 117V118H158ZM173 117V118H172ZM179 117V118H178ZM190 119H189V118ZM203 117V118H202ZM205 117V118H204ZM231 117V118H230ZM26 118V119H25ZM50 118V120L48 121V119ZM64 118V119H63ZM109 118V119H108ZM113 118V119H112ZM125 118V119H124ZM133 118V119H132ZM137 118V119H136ZM146 118V119H145ZM220 118V120L218 119ZM226 118H227V122L226 123ZM244 118V120H243ZM258 118V119H257ZM10 119V120H9ZM13 119V120H12ZM32 119V120H31ZM63 119V120H62ZM82 121H80V120ZM98 119V120H97ZM108 119V120H107ZM115 119V120H114ZM120 119H123V120H120ZM130 119V120H129ZM132 119V120H131ZM135 119V121H134ZM142 119V120H141ZM156 119V120H155ZM165 119V120H164ZM175 119V120H174ZM178 119V120H176ZM193 119V120H192ZM198 121H197V120ZM208 119V120H207ZM213 121H212V120ZM222 119V120H221ZM224 119V120H223ZM228 119L230 120V122H233V124L231 125V123L228 121ZM236 119V120H235ZM239 119H242V120H239ZM257 119V120H256ZM3 122H2V121ZM7 120V121H6ZM17 120V121H16ZM28 120V121H27ZM55 120V121H54ZM94 120V121H93ZM103 120V121H102ZM114 120V121H113ZM129 120V121H128ZM145 120V121H144ZM154 120V121H153ZM186 120V121H185ZM190 120V121H189ZM239 120V121H238ZM248 120V122L246 123V121ZM9 121V122H8ZM13 121V122H12ZM20 121V122H19ZM45 121V122H44ZM74 121V122H73ZM119 121V122H118ZM122 121V122H121ZM125 121V122H124ZM128 121V122H127ZM132 121V122H131ZM143 121V122H141ZM150 121V122H149ZM156 121V122H155ZM194 121V122H193ZM201 121V123H199ZM206 121V122H203ZM217 121V122H216ZM223 121L225 123H223ZM237 121L239 122V124L237 123ZM5 122H7L5 124ZM24 122V123H23ZM33 122V123H32ZM69 122V123H68ZM93 122V123H92ZM95 122V123H94ZM105 124H104V123ZM112 124H111V123ZM131 122V123H130ZM137 122V123H136ZM144 122H146L144 124ZM152 122V124H151ZM154 122V123H153ZM159 122V123H158ZM173 122V123H172ZM181 122V123H180ZM190 122V123H189ZM23 123V124H22ZM32 123V124H31ZM36 123V124H35ZM50 123V124H49ZM52 123V124H51ZM74 123V124H73ZM110 123V124H109ZM117 123V124H116ZM120 123V124H119ZM126 125H125V124ZM128 123V124H127ZM136 123V124H134ZM168 123V124H167ZM172 123V124H170ZM206 123V124H205ZM211 123V124H209ZM230 123V124H229ZM238 124L237 126L234 127V124ZM249 123V124H248ZM47 124H49L50 126H48ZM73 124V125H72ZM79 124V125H78ZM85 124V125H84ZM90 126H89V125ZM95 124V125H94ZM115 124V125H114ZM124 124V125H123ZM133 124V125H132ZM144 124V125H143ZM149 124V125H148ZM159 124V125H158ZM167 124V125H165ZM191 124V125H189ZM217 124L219 125H222L223 127L219 129V125L216 126ZM225 127H224V125ZM235 124V125H236ZM241 124V125H240ZM247 124V125H245ZM46 125L48 127H46ZM54 125V124H53ZM53 126V129L55 128H58L57 126ZM62 125V126H63ZM136 125V126H135ZM143 125V126H142ZM146 125V126H145ZM149 127H148V126ZM158 125V126H157ZM161 125L163 127H161ZM172 125V126H171ZM183 125H186V126H183ZM193 125V126H192ZM227 125L230 127H232V129H230V127H228V129L226 130L225 128L227 127ZM39 126V127H38ZM44 130H43V128ZM72 126H77L76 128L80 131V137L79 134L75 132V134L73 135L74 131L76 130H73ZM79 126V127H78ZM85 128H84V127ZM96 126V127H95ZM102 126V127H101ZM117 126V127H116ZM130 126V127H129ZM138 126V127H137ZM151 126V127H150ZM167 128H166V127ZM171 126V127H169ZM203 126V127H202ZM206 126V128H205ZM239 128L237 129L236 127ZM241 126V127H240ZM7 127V126H6ZM45 127L47 129H45ZM71 127V128H70ZM118 128V127H121L120 129H115V128ZM128 127V128H127ZM134 127H136L134 129ZM140 127V129H139ZM146 127V128H145ZM148 127V128H147ZM157 127V128H156ZM160 127V128H159ZM174 127V128H173ZM191 127V129L189 128ZM200 127V128H199ZM208 127V128H207ZM221 127V126H220ZM253 127V128H252ZM8 128V127H7ZM36 128V129H35ZM41 128H42V132L41 131ZM65 130H64V129ZM81 128V129H80ZM88 128V130H87ZM94 128V129H93ZM99 128V129H98ZM111 128V129H110ZM114 128V131L112 132ZM165 128V130H164ZM183 128V129H182ZM189 128V129H188ZM196 128V129H194ZM199 128V129H198ZM204 128V129H203ZM241 128V129H240ZM260 128V129H259ZM26 129V130H25ZM63 129V130H62ZM70 129H72L70 131ZM75 129V128H74ZM102 129V130H100ZM125 129V130H123ZM129 129L131 131H129ZM149 132H147L146 130ZM151 129V130H150ZM157 129V132H154L156 134H154L153 132L151 131H156ZM183 131H182V130ZM208 129H209V132H208ZM214 129V130H212ZM216 129V130H215ZM220 132H222V134H219V130ZM253 129V130H252ZM258 129V130H257ZM22 130V131H21ZM52 130V129H51ZM61 130V131H60ZM69 131V133L66 131ZM98 130V131H97ZM117 130V131H116ZM127 130V132H126ZM160 130V131H159ZM180 130V132H179ZM199 130V131H198ZM218 130V131H217ZM233 130V132H234ZM263 130V131H262ZM41 131V132H40ZM63 131V132H62ZM84 131V132H83ZM105 131V132H104ZM116 131V133H115ZM140 131V132H139ZM206 131V132H205ZM249 131V132H248ZM255 131V132H254ZM260 131V132H259ZM62 132V133H61ZM65 132V133H64ZM72 132V133H71ZM94 132V133H93ZM111 132V133H110ZM121 132V133H119ZM123 132V134H122ZM125 132V133H124ZM139 132V133H138ZM146 132V133H145ZM152 133V137L149 136L151 133ZM167 134H166V133ZM199 132V133H198ZM203 132V133H202ZM254 132V134L252 133ZM43 133V134H42ZM71 133V135H70ZM104 133V134H103ZM108 133V134H107ZM115 135H114V134ZM150 133V134H148ZM181 133V134H180ZM192 133V134H190ZM195 133L197 134H200V138H197L199 137L197 134V136L195 135ZM207 133V134H206ZM215 133L218 135V137L215 135ZM232 133V134H231ZM63 134H66V135H62ZM69 136H68V135ZM84 134V135H83ZM148 135V137L145 139L143 138L144 135ZM177 134V135H174ZM189 134V135H188ZM247 134V136H248ZM253 134V135H251ZM264 134V133H263ZM262 134V135H263ZM29 135V136H28ZM59 135H61V137H59ZM78 135V136H77ZM87 135V136H86ZM90 135V136H89ZM105 135V136H103ZM114 135V136H113ZM141 135V137H140ZM154 135V136H153ZM161 135V136H160ZM171 135V136H170ZM192 135V136H191ZM203 135V136H202ZM68 136V137H66ZM74 136L73 138H70ZM103 136V137H102ZM107 136L109 138H107ZM122 136V137H121ZM127 136V137H125ZM160 136V137H159ZM188 136V137H187ZM202 136V137H201ZM248 136V137H249ZM22 137V140H25L22 142H20L19 138ZM26 137V138H24ZM78 137V138H77ZM83 137V138H82ZM93 137V138H92ZM96 137V138H94ZM99 137V138H98ZM119 137V138H118ZM162 137V138H161ZM172 137V138H171ZM193 137V138H192ZM212 138V139H209ZM215 137V138H214ZM248 137H245V140L248 139ZM263 137V139L261 138ZM261 140L259 137L255 138V140H260V144L261 142L264 140V135L261 136ZM38 138V139H37ZM63 138V139H62ZM77 138V140H76ZM100 138H103L102 140H99ZM106 140H105V139ZM125 138V139H124ZM127 138V139H126ZM129 138V139H128ZM137 138V139H136ZM143 140H142V139ZM151 140H150V139ZM184 138V139H182ZM192 138V140H190ZM196 138V139H194ZM205 138V139H204ZM214 138V139H213ZM247 138V139H246ZM29 139V140H28ZM35 139V140H34ZM66 139V141L64 140ZM71 139V140H70ZM90 139V140H88ZM111 139V140H110ZM140 139V140H139ZM149 139V140H147ZM156 139V141H155ZM163 139V140H162ZM183 140V144L181 140ZM202 139V140H201ZM207 139V140H206ZM248 139V142H245L246 143H249V144H246L247 147L248 145H250L249 147H251V144L254 145L252 146L250 149V151L255 150L253 152L250 153V156H249V163L250 165H252V167L256 166L257 163L259 164V162L262 160L261 158L263 157L262 154H264V149L263 148H260V145H259V141H257V146L255 144H253V142H250V140ZM253 139V140H252ZM64 142H63V141ZM70 140V141H69ZM82 140V141H81ZM99 140V141H98ZM110 140V141H109ZM118 140V141H117ZM119 140L121 141L119 143ZM144 140H147L148 142L144 141ZM169 140V141H168ZM172 140V141H171ZM179 140V141H178ZM201 140V141H200ZM211 140V142H210ZM218 141L216 143V141ZM101 141V142H100ZM117 141V143H116ZM127 141V142H126ZM131 141V142H130ZM134 141V142H133ZM144 141V142H142ZM152 141V142H150ZM174 141V142H173ZM181 141V142H180ZM188 141V143H187ZM196 141V142H195ZM201 142V145L199 144V142ZM12 142V143H11ZM38 142V143H37ZM71 143V142H74V146H73V143L71 144H68V143ZM103 142V143H102ZM125 142V143H124ZM138 142V143H137ZM150 144L149 146H151L150 148H148V150L146 149L148 145L145 144ZM185 142V144H184ZM193 142L196 143L195 145L191 144ZM215 142V143H213ZM264 142V141H263ZM262 142V143H263ZM77 143V145H76ZM102 143V144H101ZM123 143V144H122ZM130 143V145L128 144ZM132 143V144H131ZM164 143V144H163ZM189 144V145H186ZM203 143V145H202ZM256 143V141L254 142ZM13 144V145H12ZM90 144V145H89ZM105 144V145H104ZM111 144V145H110ZM116 144H120L118 147L115 146ZM122 144V145H121ZM140 144V145H139ZM145 144V146L143 145ZM177 144V145H176ZM224 144V145H223ZM264 144V143H263ZM262 144V145H263ZM10 145V147H9ZM51 145V146H52ZM67 145V146H66ZM71 145V146H70ZM97 145V146H96ZM99 145V146H98ZM103 145V146H102ZM114 145V146H113ZM134 145V146H133ZM161 145V152L164 153L162 154V156L160 155L159 158L156 157L155 159V162H154V165H153V168H151V171L148 172V170L146 169V166H144L143 164H146V160H148V158L150 157V154L148 152L150 151H154L153 149H159L160 150V146ZM181 147H180V146ZM184 147H183V146ZM192 145V146H191ZM198 145V146H197ZM261 145V146H262ZM39 146V147H38ZM45 146V144H44ZM43 146V148H44ZM78 146V147H77ZM126 146L128 148H126ZM138 146V147H137ZM159 146V148H157ZM176 146V147H175ZM196 146L199 148H196ZM200 146V147H199ZM202 146V147H201ZM224 146V147H222ZM23 147V148H22ZM75 147H77V149H75ZM94 147L96 149H94ZM105 151H104V149ZM114 147V148H113ZM118 147V148H116ZM124 149L121 151V148ZM141 147V149L139 148ZM142 147H145L146 151H144V148L142 150ZM154 147V148H153ZM156 147V148H155ZM186 147V148H185ZM191 147V148H190ZM195 147V148H193ZM216 147V148H217ZM254 147V148H253ZM263 147V146H262ZM52 148H55L52 146ZM58 148V149H57ZM108 148V150H107ZM136 148V149H135ZM183 148L184 151H187L186 153L183 152ZM190 148V149H188ZM16 149V148H15ZM59 149V150H60ZM70 149V150H69ZM74 149V150H73ZM79 149V152L77 151ZM81 149V150H80ZM84 149V150H83ZM86 149V150H85ZM103 149V150H102ZM110 149V150H109ZM129 149V150H128ZM132 149V150H130ZM135 149V150H134ZM149 149H151L149 151ZM165 149V151H164ZM169 149V150H168ZM180 149V150H179ZM203 149V151H202ZM75 152H78V153H75ZM83 150V151H82ZM134 150V151H133ZM178 150V152H177ZM190 150V151H188ZM195 150V151H193ZM19 151V152H18ZM70 151V152H69ZM82 151V152H81ZM97 151V152H96ZM110 151V152H109ZM113 151V153L117 152L115 154V156L117 157V159H115L116 157H114V154L111 153ZM115 151V152H114ZM164 151V152H163ZM176 151V152H175ZM181 151V152H180ZM198 151V152H197ZM203 152L200 153V152ZM206 151V150H205ZM17 152V153H16ZM66 152V153H65ZM73 152V154H72ZM85 152V153H84ZM99 152V153H98ZM109 152V153H107ZM132 152V153H131ZM136 152V153H135ZM174 152V153H173ZM183 152V154H182ZM193 152V153H191ZM263 152V153H262ZM68 153V155H66ZM89 153V154H88ZM103 153V154H102ZM112 155H111V154ZM141 153V154H140ZM147 153V154H146ZM185 153V155H184ZM190 153V154H189ZM253 153V155H252ZM18 154V155H17ZM30 156L28 157L27 156ZM65 154V155H64ZM71 154V155H69ZM76 156H75V155ZM80 154V155H79ZM83 154H86V158H84L85 156H83ZM88 154V155H87ZM96 156H95V155ZM100 154V155H99ZM111 156H110V155ZM131 154V155H130ZM139 154V155H138ZM174 154V155H172ZM183 157L184 159L181 158H178L179 156ZM187 154V156H186ZM201 154V155H200ZM262 157H261V155ZM81 157H79V156ZM100 156V159H99V156ZM103 155V157H102ZM106 155H108L109 157H111V159H113V162H114V165L115 167L119 168V169H116L115 168V172H113V174H119L120 170L121 171H127L126 173L128 174L132 169L131 171V174L133 176H137L138 174L139 175H142V179L140 180V182H137V184L135 185H131L129 187L126 188H118L116 189V191L114 190L116 187H113V191L111 189V187L107 186V180H110L109 178L111 177H108L106 179H100V180H103V181H100V182H104L105 183H99L98 180L99 178L97 177V174H94V172L97 171L96 168H100L98 167V165L102 166L101 164V159H104L105 161H103L102 163H104L103 165H105V162L108 161V158L106 157ZM136 155V156H135ZM186 157H184V156ZM219 155V154H218ZM216 154V156H218ZM27 156V158H26ZM67 156H70L71 158L68 159L69 157ZM78 156V157H77ZM89 158H88V157ZM145 156V157H144ZM169 156V157H168ZM192 156V157H191ZM197 156V157H196ZM199 156V158H198ZM17 157V158H16ZM65 157H66V160H65ZM74 157V158H73ZM98 157V158H97ZM114 157V158H113ZM129 157V158H128ZM130 157H133V158H130ZM144 157L145 160H142ZM147 157V159H146ZM172 157V158H171ZM189 159H188V158ZM215 157V156H213ZM212 157V158H213ZM219 157V156H218ZM2 158V157H1ZM14 158V160H13ZM25 158V159H24ZM73 158V159H72ZM79 158V159H78ZM81 158L85 161H81ZM91 158V159H90ZM97 159V162H96V159ZM136 158V159H135ZM169 158V159H168ZM193 158L195 160H193ZM206 158L208 159V157L206 156ZM204 156V158H202V162H204V159H205V165L210 163L211 161V158L210 161L207 160ZM217 157H215L216 159ZM4 157L2 159H0V162L3 161ZM68 159V160H67ZM89 159V161L87 160ZM107 159V161H106ZM125 159V160H124ZM135 161H134V160ZM180 159V160H179ZM213 159V160H215ZM253 159V160H252ZM15 160L17 161L16 164H15ZM24 160V161H23ZM30 160V159H29ZM91 160V161H90ZM101 160V161H100ZM116 160V161H115ZM133 160V161H132ZM176 160V161H175ZM179 160V161H177ZM185 160V161H184ZM190 160V161H189ZM212 160V161H213ZM28 161V163H27ZM93 161V162H92ZM98 161H99V164H98ZM193 161V162H192ZM195 161V163H194ZM251 161V162H250ZM258 161V162H257ZM11 162V161H10ZM9 162V163H10ZM25 162V163H24ZM97 163L96 165L94 164ZM134 162V163H133ZM139 162V163H138ZM142 162V164H141ZM192 162V163H191ZM208 162V163H207ZM89 163V164H88ZM91 163V164H90ZM129 163V165H128ZM132 163V164H131ZM204 163H201L202 165H204ZM14 166H13V165ZM32 164V165H31ZM68 164V163H67ZM70 164V163H69ZM79 167H78V165ZM126 164V165H125ZM135 164V166L133 165ZM141 164V165H140ZM157 164V165H156ZM169 164V165H168ZM29 165V166H27ZM72 165V164H71ZM77 165V167H76ZM124 165V166H123ZM129 167H128V166ZM132 165V166H130ZM137 165V166H136ZM139 165V166H138ZM171 165V166H170ZM185 165H188L187 167ZM25 166V167H24ZM68 166V165H67ZM95 166V167H94ZM201 166V169L200 168H197V167H200ZM27 167V168H26ZM29 167V168H30ZM73 167V165H72ZM83 169H82V168ZM123 167V168H122ZM140 167V169L138 168ZM144 168L147 170V172L149 173L150 176H148L146 174V171L144 169H141ZM173 167V168H172ZM191 167V168H190ZM193 167V168H192ZM196 167V168H194ZM93 170H92V169ZM125 168V169H124ZM168 168V169H167ZM13 169V171H12ZM70 169V170H69ZM73 169V170H72ZM75 169V170H74ZM80 169V170H79ZM162 169V171H160ZM177 169V170H176ZM191 169H193V171H190ZM9 170V171H8ZM24 170V172H23ZM68 170V171H67ZM76 170H78L76 172ZM86 170V171H85ZM96 170V171H94ZM199 170V171H198ZM202 172H201V171ZM12 171L9 175V172ZM74 171V172H73ZM82 171V172H81ZM93 173H92V172ZM118 171V173H116ZM138 171V172H137ZM140 171V172H139ZM145 171V173H144ZM170 173H169V172ZM175 171V172H174ZM27 172V173H25ZM72 172V173H70ZM76 172V173H75ZM123 172V173H120L122 175H125L126 173ZM133 172V173H132ZM142 172V174H140ZM163 174H162V173ZM181 172V173H182ZM193 172H195V174H199V177L200 179H198L199 181H197L198 183L194 184L195 186H198V184H200L199 182H201V184L198 186V187H194L193 185H190L189 184V180H190V177L191 176L190 174H192ZM2 173V174H1ZM19 173V174H18ZM25 173V174H24ZM62 173L57 175L58 177H62ZM65 173V174H64ZM203 173V175H202ZM8 174V175H7ZM12 174V175H11ZM28 177H27V175ZM46 174V173H45ZM69 174L67 176H69ZM117 175V176H120ZM135 174V175H134ZM159 174V175H158ZM189 174V175H188ZM194 174V173H193ZM22 175L24 178H22ZM26 178H25V176ZM34 175V176H33ZM39 175V176H38ZM74 175V178H76ZM96 175L93 179L92 177ZM138 175V176H139ZM187 175V176H185ZM200 175H202L200 177ZM11 176V177H10ZM33 176V177H32ZM46 176V175H45ZM56 176V181L58 179V177ZM69 176V177H70ZM155 176V177H154ZM198 176V175H197ZM16 179H15V178ZM20 177V178H19ZM32 177V178H31ZM43 177V178H41ZM73 178V175L71 176ZM82 177V176H81ZM89 177V178H88ZM151 177V178H150ZM163 177V179L161 178ZM166 177V179H165ZM167 177H169L167 179ZM12 178V179H11ZM59 178V179H60ZM73 178V179H74ZM98 178L97 182L95 181L96 179ZM181 178V179H182ZM186 178V179H185ZM187 178H189V180H187ZM203 178V179H202ZM7 179V180H6ZM15 179V180H13ZM21 179V180H20ZM32 179V180H31ZM38 179V180H37ZM58 179V180H59ZM91 179V180H89ZM148 179V180H146ZM3 180H6V181H3ZM13 180V181H12ZM20 180V181H18ZM94 180V181H93ZM9 181V182H8ZM11 181V182H10ZM29 181V180H28ZM41 181V180H40ZM84 181V182H83ZM89 181V182H88ZM144 181V182H143ZM148 181V182H146ZM153 183H152V182ZM6 182V183H5ZM186 182V184H185ZM9 185H8V184ZM16 183V184H15ZM32 183V184H33ZM86 183V185H85ZM92 183V184H91ZM94 183V184H93ZM96 183L100 184V186H97ZM139 183V184H138ZM142 183V184H141ZM98 184V185H99ZM103 186H102V185ZM153 185V186H150ZM6 187H5V186ZM188 185V186H187ZM2 186V187H1ZM87 186V188H86ZM106 186V188H105ZM146 186V187H145ZM189 186H191L190 188H188ZM193 186V188H192ZM5 187V189H3ZM7 187H8V190H7ZM11 187V188H10ZM93 187V188H92ZM138 187V188H137ZM147 189H145V188ZM153 187V188H151ZM12 188H13V191H12ZM103 188V189H102ZM130 188V189H129ZM143 188V189H142ZM186 188V189H185ZM188 188V189H187ZM197 188V189H196ZM92 189V190H91ZM110 189V190H108ZM120 189V190H119ZM190 189H193V191H196L195 193L191 190V191H188ZM126 190V192H125ZM145 190V191H144ZM149 190V191H147ZM187 190V191H186ZM95 191V192H94ZM107 191V192H106ZM109 191H112L115 193L116 196L119 197L120 193H121V196H124L123 198L119 197L120 199H116L115 200H112L111 202L109 201L110 204L108 203H99L101 202L102 200H97L98 199H101L102 197H104L103 199H105L104 201L106 202L107 199H109L111 197L112 192H109ZM125 192V194L123 192ZM134 191V192H132ZM140 191V192H139ZM142 191V192H141ZM152 191V192H151ZM160 192V193H156V192ZM109 192V193H108ZM120 192V193H119ZM128 192L129 194V197H132L130 198L131 201L133 202H130V199L128 200V194H126ZM145 194H144V193ZM150 194H149V193ZM4 193V192H3ZM7 193V195H8ZM101 193V194H100ZM141 193V194H140ZM181 193V194H180ZM183 193V194H182ZM102 194L104 196H102ZM119 194V195H118ZM157 194V195H156ZM179 194V195H178ZM10 195V194H9ZM12 195V194H11ZM88 195V196H87ZM92 195V196H91ZM98 195V196H97ZM127 195V196H126ZM145 195V196H144ZM114 196V195H113ZM148 196V197H147ZM152 196V197H151ZM178 196V197H177ZM192 196V194L190 195V197ZM7 197V196H6ZM151 197V198H150ZM2 198L1 196V189H0V199ZM89 198V199H87ZM127 199V204L125 203L124 206H122L124 204V201H122L123 199ZM46 199V198H45ZM122 199V200H121ZM134 199V200H133ZM141 199H144V200H141ZM178 199V200H177ZM118 200V203H116ZM150 200L152 202H150ZM3 202V198L2 200H0V203ZM83 201V202H81ZM99 201V202H97ZM102 201V202H104ZM147 201V202H146ZM86 202V203H84ZM93 202V203H91ZM121 202V203H120ZM135 202V203H134ZM20 203H23V202H20ZM43 203V204H42ZM41 205L39 206V204H37L39 207H36L33 209V207L31 208V212H33L32 214H35L37 212H40L41 211V208L42 210L44 211L47 207L45 205L46 201L45 202H42ZM84 203V204H83ZM130 203V205H129ZM146 203V204H145ZM149 203V204H148ZM3 204V203H2ZM81 204V205H80ZM100 204V205H99ZM107 204V205H106ZM250 204V203H248ZM240 205V206H235L236 208H233L231 211L230 209L228 211H230L229 213H225V215L223 214L224 217H220V219H218L215 223L214 227L213 228V231L211 230L209 233L205 232V231H201V230H197V231H194L193 230V234H192V237H193V240H194V243L195 245H193L196 248H200L192 253H190L191 255L194 253H198L199 250H203L202 253L199 251V255L197 254V258L195 257V255H192L195 257L196 260V264H204L203 261L207 258V253L209 254V250H212V246L213 243H214V238H216V234L217 232L222 229V226L223 228H227L228 225H229V229H231L232 233L233 234V230L234 229H237L239 228L240 226V223L243 224L244 222L247 223L250 222V220L252 219L251 217L253 216H256L252 211L251 209L248 207L250 205ZM75 205V206H74ZM77 205V206H76ZM102 205L104 207H102ZM114 205V206H113ZM136 205V206H135ZM138 205V206H137ZM147 205V206H145ZM172 205V206H171ZM248 205V206H247ZM43 206V207H42ZM82 206V207H81ZM89 206V207H88ZM100 206V207H99ZM108 206V207H107ZM120 206V208L118 207ZM129 206V207H128ZM176 206V205H175ZM246 208H245V207ZM263 207L260 208V211L264 213V205H262ZM0 207H1V204H0ZM45 207V209H43ZM93 207V208H92ZM106 207V208H105ZM118 211H117V208ZM122 207V208H121ZM146 207V208H145ZM100 208L102 209H112L114 210V208L116 210H114L115 212H113V214L109 215L108 218H104L102 220H95L93 219L97 212V210H101ZM127 208V209H126ZM169 208V209H168ZM243 208V209H242ZM249 208V209H248ZM50 209V208H49ZM83 209V211H82ZM85 209V210H84ZM93 209V210H92ZM97 209V210H96ZM123 209V210H122ZM136 209V210H135ZM146 209V210H145ZM171 209V210H170ZM247 209V210H246ZM262 209V210H261ZM11 211H7L5 212V217H12L11 218H8V219H12L15 215V211L13 209H10ZM13 210V211H12ZM34 210V211H33ZM38 210V211H37ZM51 210V209H50ZM247 211V214L245 213ZM36 211V212H35ZM129 211V212H128ZM134 211V213H133ZM240 211V212H239ZM243 213V216L241 215ZM245 211V212H244ZM14 212V213H13ZM82 212V214H81ZM90 212V213H89ZM119 212V213H118ZM250 212V213H249ZM76 213V214H75ZM38 214V213H37ZM17 215V213H16ZM72 215V217H71ZM90 215V216H89ZM239 215H241V217H239ZM245 215V216H244ZM250 215H252L250 217ZM93 216V217H92ZM116 216V217H115ZM119 216V217H118ZM129 216V217H128ZM222 216V215H221ZM249 218H248V217ZM1 217V216H0ZM33 217V216H32ZM70 217V218H69ZM79 220H78V218ZM80 217H82L80 219ZM92 217V218H91ZM112 217V218H111ZM115 217V218H114ZM124 217V218H123ZM126 217V218H125ZM239 217V218H238ZM245 217V218H244ZM120 218V219H119ZM184 218V217H183ZM226 218V219H225ZM235 218V219H234ZM76 219V220H75ZM84 219V220H83ZM125 219V220H124ZM187 219V220H186ZM191 216H187L185 219H183V221L185 220L186 222H188V220L191 222ZM228 219V220H227ZM240 219H243L241 221H239ZM254 219V218H253ZM33 220L34 219H31V220H28L27 221V227L24 228V231L25 233L29 232L28 230L30 229V225L33 223ZM93 220V221H92ZM96 222H95V221ZM119 220V221H118ZM247 220V221H246ZM127 221V220H126ZM238 221V222H237ZM252 221V220H251ZM105 222V224H104ZM108 222V223H107ZM235 222V223H234ZM233 223V224H232ZM114 224V225H113ZM237 224V226H236ZM217 225V226H216ZM239 225V226H238ZM121 226V227H120ZM232 226H235V227H232ZM76 227V226H74ZM118 227V228H117ZM149 229H151V226H147ZM231 227V228H230ZM111 230H110V229ZM134 228V230H133ZM216 228V229H215ZM234 228V229H233ZM92 229V230H91ZM139 227L138 228H135V227H132V228H127L124 230L125 233H127L126 235H129V232H131L132 234L135 233L136 231H138ZM218 229V231H217ZM228 229V228H227ZM72 230V231H71ZM69 232V234H75L74 232V228H72ZM102 230V231H101ZM109 230V231H108ZM129 230V231H128ZM133 230V231H132ZM216 230V231H215ZM254 230V228H253ZM200 231V232H199ZM256 229L254 230L253 233H255ZM73 232V233H72ZM24 233V234H25ZM26 233V234H27ZM91 233V234H90ZM106 233V234H105ZM109 233V235H108ZM200 233V234H198ZM207 233V234H206ZM99 234V235H98ZM102 234V235H101ZM213 234V235H212ZM71 236V235H70ZM89 236V237H87ZM92 236V237H91ZM104 236V237H103ZM106 236V237H105ZM213 236V237H212ZM232 236V238H234L235 241H239V244L240 243H243V238L240 237L241 235L239 233L237 234H233V235H230ZM236 236V237H235ZM10 237V236H9ZM9 237H4L5 239L9 238ZM14 237V238H13ZM18 237L20 238V235L17 234V236H12V238L18 242L16 244V242L14 243L13 239L10 238L12 241H13V246L8 250V254H14L15 252V256L18 257L20 256L21 259L25 258V257H22L21 254H18L19 253V250H18V247L19 246V240H18ZM111 237V238H110ZM199 237V238H198ZM4 238H2L1 236V239L4 240ZM17 238V240H16ZM95 238V239H94ZM201 239V240H200ZM239 239V240H238ZM86 240V242H85ZM91 240V242H90ZM94 240V241H93ZM120 240V241H119ZM207 240V241H206ZM113 241V242H112ZM116 241V242H115ZM94 242V243H93ZM110 242V243H109ZM202 242V243H201ZM100 243V244H99ZM155 243V242H154ZM204 243V244H203ZM206 243V244H205ZM209 243V244H208ZM112 244V245H111ZM115 244V245H114ZM205 246H203V245ZM109 245V246H108ZM158 245V244H157ZM160 245V244H159ZM198 247H197V246ZM97 246V247H96ZM103 246V247H102ZM132 246V244H131ZM130 245L127 246V249L126 247L122 250H120V252L117 253V255L113 258V261H112V264H119L121 260H124L126 259L127 257H129L130 253H133L131 255H134L136 254V250H135V246H132L131 247ZM156 246V245H155ZM214 246V245H213ZM17 247V248H16ZM93 247V248H92ZM129 247V249H128ZM134 247V248H133ZM162 247V246H161ZM79 248V247H78ZM76 249V251H78L79 249ZM99 248V249H98ZM203 248V249H202ZM206 250H205V249ZM257 249V246L255 247ZM252 251L253 253L256 252L255 249ZM16 249V250H15ZM105 249V250H104ZM214 249V248H213ZM18 250V251H17ZM188 250V249H187ZM186 250V251H187ZM207 252H205V251ZM131 251V252H130ZM190 249L187 251L189 252ZM209 251V252H208ZM136 252V253H135ZM251 252V253H252ZM257 252L259 253L260 251L257 250ZM123 253H124V257L123 256ZM128 253V254H127ZM201 253V254H200ZM206 253V255L204 254ZM7 254V252L5 253ZM120 254V255H119ZM126 254V255H125ZM204 254V255H203ZM256 254L257 256V253H254L253 254H249L251 257H254ZM92 255V256H90ZM130 255V256H131ZM264 254H261V252L259 253V255L256 257L251 258L253 259V261H255L254 264H258L259 260H262L260 261V263L262 264L263 261H264V257L262 258ZM98 256V257H97ZM142 256V255H141ZM139 256L138 258H143ZM17 257V258H18ZM92 257V258H91ZM95 257V258H94ZM118 257V258H117ZM200 257V259H199ZM202 257H206L204 260L202 259ZM16 258V259H17ZM29 258V260H33L32 257L30 256H26L25 259ZM94 258V259H93ZM122 258V259H120ZM137 258V264L139 263H144V258L143 259H139L138 260ZM262 258V259H261ZM118 259V260H117ZM19 260V263H20V258L17 259V261ZM30 260V261H31ZM99 260V261H98ZM101 260V261H100ZM120 260V261H119ZM143 260V261H142ZM26 261V260H25ZM29 261V262H30ZM118 261V262H117ZM142 261V262H141ZM157 261V260H155ZM153 262L154 264H159V262L157 261L156 262ZM202 261V263H201ZM216 263H213V262H210V264H224V261H223V258L222 257H219V259H215ZM214 261V262H215ZM220 261V262H219ZM21 262H24L23 260H21ZM28 262V261H27ZM27 262H24L25 264ZM198 262V263H197ZM23 263V264H24ZM190 263V262H189ZM188 262L186 264H189ZM259 263V264H260ZM11 264H14V263H11ZM22 264V263H21ZM27 264H32V263H27ZM152 264V263H151ZM194 264V263H193ZM209 264V262L207 263Z\"/></svg>",
	"mask_w": 264,
	"mask_h": 264
},
{
	"label": "bare ground",
	"instance_id": "6f19581e",
	"mask_svg": "<svg viewBox=\"0 0 264 264\" xmlns=\"http://www.w3.org/2000/svg\"><path fill=\"white\" fill-rule=\"evenodd\" d=\"M3 1V0H2ZM6 1V0H5ZM8 1H10V0H8ZM33 1V0H32ZM38 1V0H37ZM62 1V0H61ZM60 1V2H61ZM129 2L131 1V0H128ZM127 0H126V3H128L129 4V2H128ZM145 1V0H144ZM160 1V0H159ZM163 1H166V0H163ZM203 1H206V2H204V7H203V5L202 4H200L201 2L203 3ZM209 1V0H208ZM207 0H198V1H196V3L194 2H191V3H193V5H192V10H191V7H189V4L187 5L189 8H190V11L189 12H192V13H189V15H194V13L193 12H196V15L195 16H197L198 15V17L200 16V15H204L205 14V19H204V21L206 20V24L209 22H207V18H208V20L209 19H212V18H209V17H207L206 18V16H208V15H210V17H212V12L214 13V15H216L215 13V11H217L218 13H220L217 9L219 8V7H217L216 6V4H218V2H216V4H215V2H214V0H213V2L211 3H207L208 2ZM218 1V0H217ZM221 1V0H220ZM225 1V0H224ZM227 1V4L225 5V4H223L224 6H225V8H229L231 5H233V6H231V8L229 9V11H231V13H232V11H234L233 10V8H234V4L235 3H237V1L238 0H226ZM241 1V0H240ZM244 1V0H243ZM252 1H256V0H252ZM264 1V0H263ZM262 1V2H263ZM59 2V3H60ZM64 2V1H63ZM95 2V1H94ZM120 2V1H119ZM123 0L120 2V4L121 5H123ZM139 2V1H138ZM141 2V1H140ZM168 2H170V0H168L167 1V3ZM176 2H178V1H176ZM182 2V1H181ZM223 2V1H222ZM257 3L255 4V3H253V5H252V12L249 14V16H251L252 18H253V16L254 17H256L255 18V23L256 22H259V20H261L262 22H264V8H262L261 6V8L260 7H258L259 5H257V4H259L258 2H259V0H257L256 1ZM27 3V2H26ZM38 3V2H37ZM62 3V2H61ZM149 3V2H148ZM156 3V2H155ZM171 3V2H170ZM175 3V2H174ZM179 3V2H178ZM191 3H190V5H191ZM240 2L238 1V4H239ZM243 3V2H242ZM247 3V2H246ZM14 4V3H13ZM25 4V3H24ZM31 4V3H30ZM36 4V3H35ZM40 4V3H39ZM38 4V5H39ZM102 4V3H101ZM113 4V3H112ZM124 4H125V2H124ZM134 4V3H133ZM176 4V3H175ZM185 4V3H184ZM222 4V3H221ZM252 4V3H251ZM60 5V4H59ZM163 5V6H162ZM161 5V7L159 8L162 12L161 13H158L160 16H162L163 15V20H164V16H167L168 15V13H169V15H172V14H174L172 11H168V8H170L171 6H172V4H171V6L170 5H168L167 7H166V5L164 6V4H162ZM176 5H178V4H176ZM175 5V6H176ZM179 5H180V3H179ZM202 5V6H201ZM223 5H221V7L223 6ZM248 5V4H247ZM262 5V4H261ZM24 6V5H23ZM35 6V5H34ZM37 6V5H36ZM41 6V5H40ZM48 6V5H47ZM72 6V5H71ZM124 7H126L125 5H123ZM157 6H159V5H157ZM220 6V5H219ZM223 6V7H224ZM16 7V6H15ZM32 7V6H31ZM82 7V6H81ZM102 7V6H101ZM119 7H122V6H120L119 5ZM143 7V6H142ZM236 8H237V5L235 6ZM263 7H264V5H263ZM40 8V7H39ZM79 8H80V6H79ZM84 8H85V6H84ZM128 8V7H127ZM131 8V7H130ZM129 8V9H130ZM136 8V7H135ZM144 8V7H143ZM179 8V7H178ZM28 9V8H27ZM119 9H121V8H119ZM124 9H126V8H124ZM128 9V10H129ZM134 9V8H133ZM146 9H148V8H146ZM182 9V8H181ZM216 9V10H215ZM232 9V10H231ZM235 9V8H234ZM122 10V12L124 13V11H126V10H124L123 11V9H121ZM170 10H171V8H170ZM173 10H175L176 12H177V10H176V8L174 7V9ZM179 10V9H178ZM194 10V11H193ZM226 10V9H225ZM94 11V10H93ZM119 11V10H118ZM138 11V10H137ZM168 11V12H167ZM183 11H185V9L183 10ZM182 11V12H183ZM227 11H228V9H227ZM229 11H228V13H229ZM81 13L82 12H84V11H80ZM89 12H91V11H89ZM120 12V11H119ZM118 12V13H119ZM157 12V11H156ZM164 12H166L167 13V15H166V13H165V15H164ZM170 12H172V14H170ZM223 12H224V10H223ZM222 12V13H223ZM235 12V11H234ZM244 12V11H243ZM116 13V12H115ZM127 12H125V14H126ZM128 13H129V11H128ZM134 13V12H133ZM200 15H199V14ZM207 13H208V15H207ZM221 13V14H222ZM227 13V12H226ZM239 13V12H238ZM245 13V12H244ZM63 14V13H62ZM103 14V13H102ZM140 14H141V12H140ZM149 14V13H148ZM181 14H183V13H181ZM221 14H220V17L222 18L221 20H219L220 18H218V17H216V19L218 18V20L220 21V22H218V23H221V24H223L222 22V20H223V17H224V15H225V13L224 14H222L223 16H221ZM241 14V13H240ZM247 13H245V15H246ZM85 15V14H84ZM178 15H179V13H178ZM191 15V16H192ZM214 15H213V19H215L214 18ZM219 15V14H218ZM243 15V14H242ZM241 15V18L243 19V18H245L244 16H242ZM61 16V15H60ZM95 16V15H94ZM137 16V15H136ZM141 16V15H140ZM158 16V15H157ZM156 16V17H157ZM179 16H181V15H179ZM191 16H188V17H191ZM233 16V15H232ZM246 16H248V15H246ZM248 16V17H249ZM2 17V16H1ZM82 17V16H81ZM80 17V18H81ZM99 17V16H98ZM104 17V16H103ZM131 17H133V16H131ZM135 17V16H134ZM155 17V18H156ZM159 17V16H158ZM174 17V16H173ZM183 17V16H182ZM186 17V16H185ZM194 17V16H193ZM226 17V16H225ZM239 18H240V15L238 16ZM247 17V18H248ZM3 18H5V17H3ZM78 18V17H77ZM137 18V17H136ZM160 18V17H159ZM170 18H172V17H170ZM176 18V17H175ZM200 18V21L201 20H203V19H201V18H204L203 16L201 17H199ZM247 18H245L246 20H247ZM101 19H103V18H101ZM113 19V18H112ZM111 19V20H112ZM115 19V18H114ZM149 19V18H148ZM166 19V18H165ZM174 19V18H173ZM186 19H188L187 17H186ZM249 20H252V19H250V17L248 18ZM152 20H153V18H152ZM174 20H176V19H174ZM184 20V19H183ZM194 20V19H193ZM240 20V19H239ZM256 20H258V21H256ZM108 21V20H107ZM121 21V20H120ZM203 21V22H204ZM211 21H213V20H211ZM214 21H217V20H214ZM222 21V22H221ZM243 21V20H242ZM241 21V22H242ZM59 22V21H58ZM66 22V21H65ZM80 22V21H79ZM89 22V21H88ZM99 22H100V20H99ZM104 22V21H103ZM114 22H115V20H114ZM123 22H126V21H123ZM122 22V23H123ZM156 22V21H155ZM154 22V23H155ZM158 22V21H157ZM168 22V21H167ZM169 22H172V21H170L169 20ZM235 22V21H234ZM233 22V23H234ZM15 23H16V21H15ZM53 23V22H52ZM127 23V22H126ZM153 23V22H152ZM173 23V22H172ZM177 23V22H176ZM180 23V22H179ZM204 23V24H205ZM227 23V22H226ZM245 23H247V22H245ZM260 23V22H259ZM13 24V23H12ZM33 24V23H32ZM31 24V25H32ZM138 24V23H137ZM147 24V23H146ZM195 24H197V23H195ZM202 24V23H201ZM205 24V25H206ZM212 24V23H211ZM232 24V23H231ZM235 24V23H234ZM244 24V23H243ZM252 24V23H251ZM75 25V24H74ZM81 25V24H80ZM118 25V24H117ZM124 25V24H123ZM141 25H142V22H141ZM157 25V24H156ZM217 25V24H216ZM238 25V24H237ZM260 25H263L262 23L260 24ZM11 26V25H10ZM128 26H130V25H128ZM181 26H182V24H181ZM188 26V25H187ZM198 26V25H197ZM202 26V25H201ZM208 26V25H207ZM228 26V25H227ZM243 26V25H242ZM251 26V25H250ZM255 26V25H254ZM34 27V26H33ZM38 27V26H37ZM73 27V26H72ZM134 27V26H133ZM139 27V26H138ZM147 27V26H146ZM150 27V26H149ZM171 27V26H170ZM199 27V26H198ZM239 27V26H238ZM264 26H262V28H263ZM68 28V27H67ZM104 28V27H103ZM136 28V27H135ZM141 28V27H140ZM162 28V27H161ZM188 28V27H187ZM9 29V28H8ZM37 29V28H36ZM58 29V28H57ZM88 29V28H87ZM107 29V28H106ZM118 29V28H117ZM121 29V28H120ZM129 29V28H128ZM134 29V28H133ZM200 29V28H199ZM207 29V28H206ZM210 29V28H209ZM211 29H214V28H211ZM246 29V28H245ZM258 29V28H257ZM26 30V29H25ZM103 30V29H102ZM105 30V29H104ZM140 30V29H139ZM177 30V29H176ZM234 30H236V29H234ZM252 30V29H251ZM263 30H264V28H263ZM263 30H260V31H258V34H259V32H262ZM9 31V30H8ZM11 31V30H10ZM50 31V30H49ZM60 31V30H59ZM75 31V30H74ZM90 31V30H89ZM88 31V32H89ZM99 31V30H98ZM117 31V30H116ZM188 31V30H187ZM210 31V30H209ZM34 32V31H33ZM47 32V31H46ZM78 32V31H77ZM76 32V33H77ZM83 32V31H82ZM192 32H194V31H192ZM200 32V31H199ZM225 32V31H224ZM20 33V32H19ZM62 33V32H61ZM72 33V32H71ZM191 33V32H190ZM207 33V32H206ZM252 33H254V32H252ZM39 34H40V32H39ZM44 34V33H43ZM72 34H74V33H72ZM81 34V33H80ZM183 34V33H182ZM215 34V33H214ZM229 33H227V35H228ZM82 35V34H81ZM193 35V34H192ZM219 35H220V33H219ZM241 35V34H240ZM239 35V36H240ZM251 35V34H250ZM257 35V34H256ZM255 35V36H256ZM33 36V35H32ZM161 36V35H160ZM180 36V35H179ZM214 36V35H213ZM212 36V37H213ZM222 36V35H221ZM223 36H226V35H223ZM222 36V37H223ZM236 36H238V34H236ZM242 36V35H241ZM253 36H254V34H253ZM107 37V36H106ZM112 37V36H111ZM154 37V36H153ZM207 37V36H206ZM231 37H232V35H231ZM84 38H85V36H84ZM193 38V37H192ZM202 38L203 37H201V40H202ZM220 38V37H219ZM229 38V37H228ZM227 38V36H226V39H228ZM233 38H234V36H233ZM233 38H231V40H234V41H232V45L230 46V45H227V43H228V40L226 41L225 40V42H227L226 43V45L227 46H229V47H232L233 46V42L237 45L236 47H240V45L239 44H244V43H248L247 42V40H246V38L245 37H243L242 36V38L244 39L245 38V40H243V42L241 41L242 39L241 38H239V37H237L239 40H240V42L239 43H236L235 42V39H233ZM46 39V38H45ZM144 39V38H143ZM154 39V38H153ZM186 39V38H185ZM188 39H189V37H188ZM212 39V38H211ZM215 39H216V37H215ZM218 39V38H217ZM224 39H225V37H224ZM256 39V41H257V43L258 44H260V46H263V48H262V50L264 49V33H261L260 35H257L256 36V38H254L253 39V37H252V40H255ZM11 40V39H10ZM15 40V39H14ZM27 40V39H26ZM79 40V39H78ZM77 40V41H78ZM146 40V39H145ZM183 40V39H182ZM181 40V41H182ZM190 40V42L192 41V40H194V39H189ZM189 40H187V41H189ZM222 40V39H221ZM229 40H230V38H229ZM230 40V41H231ZM237 40V39H236ZM248 40H249V38H248ZM1 41V40H0ZM9 41V40H8ZM81 41V40H80ZM142 41V40H141ZM156 41V40H155ZM164 41V40H163ZM185 41V40H184ZM199 41H200V39H199ZM204 41V40H203ZM211 41V40H210ZM217 41V40H216ZM230 41H229V43H230ZM238 41V40H237ZM2 42V41H1ZM11 42V41H10ZM130 42V41H129ZM160 42V41H159ZM165 42H167V41H165ZM177 42V41H176ZM183 42V41H182ZM186 42V41H185ZM189 42V43H190ZM207 42V41H206ZM214 42V41H213ZM51 43V42H50ZM66 43V42H65ZM111 43V42H110ZM152 43V42H151ZM200 43V46H201V42H199ZM218 43H220V42H218ZM228 43V44H229ZM11 44V43H10ZM117 44V43H116ZM120 44V43H119ZM124 44V43H123ZM128 44V43H127ZM131 44H133V43H131ZM140 44V43H139ZM144 44V43H143ZM176 44V43H175ZM192 44V43H191ZM212 44V43H211ZM234 44V45H235ZM80 45V44H79ZM94 45V44H93ZM129 45V44H128ZM174 45V44H173ZM178 45V44H177ZM180 45V44H179ZM182 46H183V44H181ZM199 45V44H198ZM210 45V44H209ZM208 45V46H209ZM216 45V44H215ZM214 45V46H215ZM222 46H224L225 47V49L226 48H229V47H226V45L225 44H221ZM221 45H220V50L221 49H223V48H221ZM252 45V44H251ZM250 45V46H251ZM4 46V45H3ZM132 46V45H131ZM134 46V45H133ZM153 46V45H152ZM159 46V45H158ZM182 46H181V48H182ZM204 46V45H203ZM208 46H206V47H208ZM248 46V47H247ZM254 46H256L255 44L252 46V47H254ZM34 47V46H33ZM75 47V46H74ZM73 47V48H74ZM81 46H79V48H80ZM85 47H87V46H85ZM104 47V46H103ZM114 47V46H113ZM126 47V46H125ZM130 47V46H129ZM134 47H136V46H134ZM180 47V46H179ZM185 47V46H184ZM192 47V46H191ZM216 47V46H215ZM218 47V46H217ZM217 47H216V49H217ZM234 47V46H233ZM232 47V48H233ZM252 47H250V49H252ZM30 48V47H29ZM66 48V47H65ZM77 48V47H76ZM76 48H74L75 50H76ZM93 48V47H92ZM91 48V49H92ZM101 48V47H100ZM140 48V47H139ZM147 47H145V49H146ZM173 48V47H172ZM178 48V47H177ZM180 48V49H181ZM187 48V47H186ZM210 48V47H209ZM232 48H230V49H227L226 51H227V53H230V51L232 50V53H233V55H231V56H233V58H231L232 60H230V62L233 64V60H235L237 57H239V55H241V53H243L244 54V51L246 52V49L248 48V50H249V52H250V49H249V45H247L246 44V46H245V44H244V48H246V49H242L241 50V53H240V51L238 52V51H236V49H235V47H234V49H235V51H236V53L238 52L239 53V55H238V53L237 54H235L234 52H233V50L234 49H232ZM256 49H257V47H255ZM74 49H72V50H74ZM87 49V48H86ZM103 49V48H102ZM107 49H108V47H107ZM110 49V48H109ZM109 49H108V51H109ZM112 49V48H111ZM155 49H157L156 47H155ZM162 49V48H161ZM176 49V48H175ZM194 49V48H193ZM199 49H200V47H199ZM224 49V50H225ZM239 48H237V50H238ZM241 49V48H240ZM239 49V50H240ZM256 49H255V51H256ZM1 50V49H0ZM26 50H27V48H26ZM25 50V51H26ZM45 50V49H44ZM125 50V49H124ZM132 50V49H131ZM140 50V49H139ZM143 50V49H142ZM153 50V49H152ZM166 50H167V48H166ZM170 50H172V49H170ZM191 50V49H190ZM214 50V49H213ZM220 50L218 51V52H220ZM228 50H230V51H228ZM247 50V51H248ZM261 51V48L260 49H258V51ZM37 51V50H36ZM46 51V50H45ZM81 51V50H80ZM99 51V50H98ZM144 51H146V50H144ZM150 51V50H149ZM178 51V50H177ZM181 51H183V50H181ZM195 51V50H194ZM215 52V53H218V52ZM223 51V50H222ZM222 51L219 53V56H220V58H222L224 55L223 54H221L222 53ZM226 51H223V52H226ZM253 51V50H252ZM254 51V52H255ZM259 51V52H260ZM2 52V51H1ZM6 52V51H5ZM8 52V51H7ZM14 52V51H13ZM47 52V51H46ZM57 52H58V50H57ZM63 52V51H62ZM76 52V51H75ZM119 52H121V51H119ZM134 52H135V50H134ZM139 52H141V51H139ZM151 52V51H150ZM158 52V51H157ZM168 52V51H167ZM170 52V51H169ZM192 52V51H191ZM196 52V51H195ZM39 54H40V52H38ZM73 53V52H72ZM79 53V52H78ZM108 53V52H107ZM122 53V52H121ZM148 53V52H147ZM174 53V52H173ZM172 53V54H173ZM176 53V52H175ZM180 53V52H179ZM184 53V52H183ZM200 53V52H199ZM204 53V52H203ZM214 53V54H215ZM248 52H246L245 54H247ZM252 53V52H251ZM258 53V52H257ZM8 54V53H7ZM30 54V53H29ZM34 54V53H33ZM63 54V53H62ZM69 54V53H68ZM105 54V53H104ZM109 54V53H108ZM118 54V53H117ZM123 54V53H122ZM134 54V53H133ZM149 54V53H148ZM153 54V53H152ZM151 54V55H152ZM177 54H178V52H177ZM176 54V55H177ZM182 54V53H181ZM194 54V53H193ZM212 54V53H211ZM244 54V55H245ZM250 53H248L247 55H249ZM9 55V54H8ZM8 55H6V57L8 56ZM14 55V54H13ZM72 55V54H71ZM102 55V54H101ZM164 55V54H163ZM202 55V54H201ZM217 55V54H216ZM215 55V56H216ZM228 55H230V54H228ZM234 55H236V58L234 57ZM238 55V56H237ZM244 55H241L242 57L241 58H243L244 57ZM59 56V55H58ZM68 56V55H67ZM70 56V55H69ZM73 56H75V55H73ZM72 56V57H73ZM78 56V55H77ZM76 56V57H77ZM105 56V55H104ZM111 56V55H110ZM148 56V55H147ZM169 56V55H168ZM183 56V55H182ZM188 56V55H187ZM205 56V55H204ZM211 56V55H210ZM213 56V55H212ZM218 56V55H217ZM218 56V57H219ZM230 56V57H231ZM246 56V55H245ZM249 56H251V55H249ZM253 56V55H252ZM259 56H260V53H259ZM1 57V56H0ZM14 57V56H13ZM16 57V56H15ZM35 57V56H34ZM44 57V56H43ZM103 57V56H102ZM150 57V56H149ZM153 57H154V55H153ZM184 57H186V56H184ZM190 57H192V56H190ZM196 57V56H195ZM208 58H209V55L207 56ZM218 57H217V60L218 61H220L219 59H218ZM228 57V56H227ZM227 57H225V59L227 58ZM247 57V56H246ZM262 57H263V51H262ZM17 58V57H16ZM39 58V57H38ZM42 58V57H41ZM41 58H39V60L41 59ZM78 58V57H77ZM98 58V57H97ZM108 58V57H107ZM110 58V57H109ZM119 58V57H118ZM158 58V57H157ZM175 58V57H174ZM181 58V57H180ZM204 58V57H203ZM235 58V59H234ZM240 58V57H239ZM245 58V57H244ZM253 58V57H252ZM259 58H261V56L259 57ZM9 59V58H8ZM19 59H20V57H19ZM22 59V58H21ZM44 59V58H43ZM63 59V58H62ZM68 59V58H67ZM71 59V58H70ZM75 59V58H74ZM73 59V60H74ZM126 59V58H125ZM131 59V58H130ZM141 60H142V58H140ZM154 59V58H153ZM162 59H163V57H162ZM179 59V58H178ZM177 59V61L179 62V60L182 62V60L181 59H179L178 60ZM185 59V58H184ZM201 59V58H200ZM206 59V58H205ZM212 59H215V57L213 56V58ZM228 60L230 59L229 57L227 58ZM226 59V60H227ZM255 59H256V57H255ZM262 59H264V57L262 58ZM262 59H260V60H262ZM29 60H30V58H29ZM34 60V59H33ZM38 60V59H37ZM51 60V59H50ZM135 60V59H134ZM209 60V59H208ZM222 60H224V58H222ZM227 60V63L228 64H231V63H229V61ZM240 61L242 60V59H239ZM238 60V61H239ZM246 61H247V59H245ZM2 61V60H1ZM25 61V60H24ZM36 61V60H35ZM48 61V60H47ZM57 61H58V59H57ZM72 61V60H71ZM101 61V60H100ZM115 61V60H114ZM151 61V60H150ZM172 61H174V60H172ZM213 63H215L213 60H211ZM216 61V60H215ZM239 61V62H240ZM255 61V60H254ZM253 61V62H254ZM257 61H259V60H257ZM4 62V61H3ZM16 63H17V61H15ZM38 62V61H37ZM42 62V61H41ZM41 62H39L40 64H41ZM46 62V61H45ZM69 62H70V60H69ZM75 62H77V61H75ZM74 62V63H75ZM82 62V61H81ZM135 62V61H134ZM181 62H179V63H181ZM236 62H237V60H236ZM238 62V63H239ZM251 62H252V60H251ZM250 62V63H251ZM6 63V62H5ZM55 63V62H54ZM62 63V62H61ZM66 63V62H65ZM78 63V62H77ZM94 63V62H93ZM98 63V62H97ZM113 63V62H112ZM120 63V62H119ZM123 63V62H122ZM169 63V62H168ZM220 63V62H219ZM224 64H226V62H225V60H224V62H223ZM222 63V64H223ZM234 63H235V61H234ZM241 63L242 62H240L239 64L241 65ZM247 63V62H246ZM258 63H261V61H259ZM4 64V63H3ZM15 64V63H14ZM60 64V63H59ZM95 64V63H94ZM137 64H139V62L137 63ZM211 64V62L209 63V65ZM248 64V63H247ZM9 65V64H8ZM23 65V64H22ZM67 65V64H66ZM83 65V64H82ZM85 65V64H84ZM152 65H154V64H152ZM152 65H151V67H152ZM158 65V64H157ZM163 64H161V65H159V66H162ZM174 65V64H173ZM172 65V66H173ZM197 65V64H196ZM207 65H208V63H207ZM215 65H216V63H215ZM218 65V64H217ZM235 65V66H234ZM233 66H234V68L236 67V63L234 64ZM238 65V64H237ZM239 65V66H240ZM242 65H243V63H242ZM241 65V66H242ZM259 65L260 66H262L263 68H264V61L262 60V64H258V66L256 67L257 68V70H259ZM4 66V65H3ZM20 66V65H19ZM18 66V67H19ZM108 66H110V65H108ZM122 66V65H121ZM129 66V65H128ZM133 66V65H132ZM150 66V65H149ZM180 66V65H179ZM188 66V65H187ZM189 66H191V64H189ZM213 66V65H212ZM226 66H227V64L225 65V68H226ZM229 66V65H228ZM248 66V65H247ZM9 67V66H8ZM29 67V66H28ZM45 67V66H44ZM130 67V66H129ZM209 67V66H208ZM207 67V68H208ZM230 67V66H229ZM238 67V66H237ZM236 67V68H237ZM259 67V68H258ZM261 67V68H262ZM12 68V67H11ZM15 68H17V67H15ZM32 68V67H31ZM46 68V67H45ZM49 68V67H48ZM63 68H66V67H64L63 66ZM74 68V67H73ZM95 68V67H94ZM109 68V67H108ZM113 68H115V67H113ZM150 68V67H149ZM159 68V67H158ZM169 68V67H168ZM176 68V67H175ZM182 68V66L180 67V69ZM184 68V67H183ZM218 68H219V66H218ZM228 68V67H227ZM231 68V67H230ZM244 68H246V67H244ZM249 68H251V67H249ZM255 68V69H256ZM26 69V68H25ZM30 69V68H29ZM57 69V68H56ZM61 69V68H60ZM84 69V68H83ZM118 69V68H117ZM123 69H125V68H123ZM135 69V68H134ZM141 69H143L142 67H141ZM153 69V68H152ZM186 69V68H185ZM191 69V68H190ZM194 69V68H193ZM221 69V68H220ZM231 69H233V67L231 68ZM240 69V68H239ZM11 70V69H10ZM19 70H21V69H19ZM28 70V69H27ZM33 70V69H32ZM37 70H39V69H37ZM100 70V69H99ZM113 70V69H112ZM137 70H138V68H137ZM156 71L158 70L157 68L155 69ZM174 70V69H173ZM176 70H178V68L176 69ZM199 70V69H198ZM230 70V69H229ZM228 70V71H229ZM235 70V69H234ZM234 70H230V71H234ZM241 70H242V68H241ZM245 70V69H244ZM35 71V70H34ZM85 71V70H84ZM117 71V70H116ZM148 71V70H147ZM159 71H160V69H159ZM158 71V72H159ZM163 71H164V69H163ZM168 71H170V69L168 70ZM181 71V70H180ZM186 71V70H185ZM195 71V70H194ZM203 71V70H202ZM209 71V70H208ZM225 71H226V69H225ZM255 71V70H254ZM253 71V72H254ZM260 71V70H259ZM258 71V72H259ZM261 71H264V69H261ZM8 72V71H7ZM7 72H6V74H7ZM18 72V71H17ZM16 72V73H17ZM44 72V71H43ZM46 72H48V71H46ZM60 72V71H59ZM107 72V71H106ZM109 72V71H108ZM125 72V71H124ZM127 72V71H126ZM136 72V71H135ZM154 72V71H153ZM158 72H157V74H158ZM246 72V71H245ZM244 72V73H245ZM11 73H13V72H11ZM21 73V72H20ZM71 73V72H70ZM140 73V72H139ZM163 73V72H162ZM186 74H187V72H185ZM192 73V72H191ZM208 73V72H207ZM219 73V72H218ZM221 73V72H220ZM236 73H239V72H237L236 71ZM241 73V72H240ZM239 73V74H240ZM257 73V72H256ZM262 73V72H261ZM261 73H259V75H261V79H262V77H263V79H264V76L261 74ZM2 74V73H1ZM33 74V73H32ZM77 74V73H76ZM85 74V73H84ZM94 74V73H93ZM118 74V73H117ZM116 74V75H117ZM123 74V73H122ZM133 74V73H132ZM155 74V73H154ZM157 74H155V75H157ZM165 74V73H164ZM172 74V73H171ZM174 74H175V72H174ZM177 74V73H176ZM178 74H180V73H178ZM222 74V73H221ZM230 74V73H229ZM234 74V72L232 73V76H234L233 75ZM243 74V73H242ZM254 73H252V75H253ZM263 74H264V72H263ZM5 75V74H4ZM11 75V74H10ZM17 75V74H16ZM23 75V74H22ZM70 75V74H69ZM119 75V74H118ZM128 75V74H127ZM136 75V74H135ZM150 75H151V73H150ZM161 75V74H160ZM184 75V74H183ZM215 75V74H214ZM218 75V74H217ZM231 75V74H230ZM237 75V74H236ZM247 75V74H246ZM258 75V74H257ZM258 75V76H259ZM7 76H8V74H7ZM14 76V75H13ZM31 76V75H30ZM40 76V75H39ZM75 76V75H74ZM87 76V75H86ZM119 76H121V74L119 75ZM139 76V75H138ZM147 76V75H146ZM178 75H176V77H177ZM185 76V75H184ZM226 76V75H225ZM9 77V76H8ZM10 77H12V76H10ZM10 77H9V79H10ZM15 77V76H14ZM27 77H29V76H27ZM108 77V76H107ZM111 77V76H110ZM115 77V76H114ZM137 77V76H136ZM158 77V76H157ZM162 77V76H161ZM166 77V76H165ZM165 77L163 76L162 77V79H165ZM170 76H168V78H169ZM172 77V76H171ZM196 77V76H195ZM229 77H231V76H229ZM228 77V78H229ZM242 77H243V75H242ZM135 78V77H134ZM140 78V77H139ZM143 78V77H142ZM152 78H154V77H152ZM156 78V77H155ZM160 77H158V79H159ZM183 78V77H182ZM181 78V79H182ZM250 78V77H249ZM255 78H257V77H255V75H254V78L252 77V79H254L255 81H256V79ZM259 78V77H258ZM15 79V78H14ZM35 79H37L36 77H35ZM53 79V78H52ZM115 79V78H114ZM132 79V78H131ZM136 79V78H135ZM138 79V78H137ZM189 79V78H188ZM188 79H186V80H188ZM227 79V78H226ZM230 79V78H229ZM232 79V81H233V77L231 78ZM234 79H236V78H234ZM241 79V78H240ZM246 79H247V77H246ZM17 80V79H16ZM23 80V79H22ZM38 80H39V78H38ZM42 80V79H41ZM44 80V79H43ZM56 80V79H55ZM78 80V79H77ZM119 80V79H118ZM124 80V79H123ZM142 80V79H141ZM149 80V79H148ZM151 80V79H150ZM155 80V79H154ZM166 80V79H165ZM164 80V81H165ZM178 80V79H177ZM183 80V79H182ZM254 80H253V82H254ZM15 81V80H14ZM65 81H66V79H65ZM65 81H64V83H65ZM70 81V80H69ZM116 81V80H115ZM139 81V80H138ZM146 81V80H145ZM179 81V80H178ZM214 81V80H213ZM225 81V80H224ZM228 81V80H227ZM231 81V80H230ZM238 81V80H237ZM244 81V80H243ZM250 81V80H249ZM252 81V80H251ZM9 82V81H8ZM11 82V81H10ZM13 82V81H12ZM20 82V81H19ZM18 82V83H19ZM24 82V81H23ZM38 82V81H37ZM43 82V81H42ZM41 82V83H42ZM45 82V81H44ZM75 82V81H74ZM78 82H80V81H78ZM119 82V81H118ZM129 82V81H128ZM131 82V81H130ZM130 82H129V84H130ZM141 82V81H140ZM182 82V81H181ZM181 82H179V83H181ZM193 82V81H192ZM240 82V81H239ZM257 82H258V84L260 83V81H258L257 80ZM1 83V82H0ZM5 83H7V82H5ZM14 83H16V81L14 82ZM13 83V84H14ZM26 83V85L28 84L27 82H25ZM82 83V82H81ZM85 83V82H84ZM99 83V82H98ZM104 83V82H103ZM102 83V84H103ZM123 83V82H122ZM125 83V82H124ZM139 83V82H138ZM138 83H136V84H138ZM157 83V82H156ZM159 83V82H158ZM161 83V82H160ZM163 83V82H162ZM183 83V82H182ZM234 83V82H233ZM242 84H243V82H241ZM2 84V83H1ZM0 84V85H1ZM24 84V83H23ZM47 84V83H46ZM78 84V83H77ZM109 84V83H108ZM127 84V83H126ZM125 84V85H126ZM140 84V83H139ZM143 84V83H142ZM172 84H174V83H172ZM196 84V83H195ZM218 84V83H217ZM237 84V83H236ZM256 84V83H255ZM257 84V85H258ZM4 85V84H3ZM18 85V84H17ZM22 85V84H21ZM25 85V84H24ZM39 85V84H38ZM72 85H73V83H72ZM71 85V86H72ZM75 85H76V83H75ZM82 85V84H81ZM87 85V84H86ZM89 85V84H88ZM101 85V84H100ZM130 85H132V84H130ZM144 85H146V84H144ZM164 85V84H163ZM165 85H166V83H165ZM182 85V84H181ZM185 85H186V83H185ZM196 85H198V84H196ZM229 85H230V83H229ZM234 85V84H233ZM232 85V86H233ZM257 85H253V86H256V88H257ZM261 85H262V81H261ZM10 86V85H9ZM12 86V85H11ZM10 86V87H11ZM66 86H67V84H66ZM80 86V85H79ZM99 86V85H98ZM121 86V85H120ZM150 86V85H149ZM175 86V85H174ZM177 86V85H176ZM175 86V87H176ZM191 86V85H190ZM193 86V85H192ZM210 86H211V84H210ZM210 86H209V89H207V90H210V89H212V88H210ZM224 86V85H223ZM227 86H228V84H227ZM244 86V85H243ZM260 86V85H259ZM13 87H14V85H13ZM12 87V88H13ZM18 87V86H17ZM78 87V86H77ZM83 87V86H82ZM159 87V86H158ZM168 87H170V86H168ZM172 87V86H171ZM208 87V86H207ZM220 87V86H219ZM225 87V86H224ZM249 87V86H248ZM7 88V87H6ZM18 88H20V87H18ZM32 88V87H31ZM76 88V87H75ZM100 88V87H99ZM113 88V87H112ZM125 88V87H124ZM126 88H127V85H126ZM142 88V87H141ZM141 88H138V89H140V90H144V89H141ZM149 88V87H148ZM152 88V87H151ZM160 88H162V87H160ZM185 88H187V87H185ZM189 88V87H188ZM193 88V87H192ZM204 88H206V87H204ZM227 88V87H226ZM225 88V89H226ZM235 88L237 89V87H236V85H235ZM239 88V87H238ZM9 89V88H8ZM22 89V88H21ZM71 89V88H70ZM73 89V88H72ZM80 89V88H79ZM78 89V90H79ZM92 89V88H91ZM103 89V88H102ZM105 89H106V87H105ZM119 89V88H118ZM131 89V88H130ZM136 89V88H135ZM137 89V90H138ZM150 89V88H149ZM165 89V88H164ZM173 89V88H172ZM194 89V88H193ZM193 89H191V90H193ZM203 89V88H202ZM219 89V88H218ZM224 89V88H223ZM242 89V88H241ZM244 89V88H243ZM260 89V88H259ZM2 90V89H1ZM30 90H32V89H30ZM36 90V89H35ZM56 90V89H55ZM75 90V89H74ZM121 90V89H120ZM127 90V89H126ZM154 90V89H153ZM175 90V89H174ZM179 90V89H178ZM185 90V89H184ZM198 90V89H197ZM214 90V89H213ZM215 90H217V88L215 89ZM212 91V92H214L213 94L210 92V94L211 95H214V94H216V93H218V94H220L219 93V90H217V91ZM228 90V89H227ZM231 90H234V89H232L231 88ZM240 89H238V91H239ZM3 91V90H2ZM8 91V90H7ZM12 91V90H11ZM69 91V90H68ZM114 91H115V89H114ZM131 91V90H130ZM134 91H136V90H134ZM145 91H147V93H148V90H145ZM150 91V90H149ZM161 91V90H160ZM167 91H169L170 92V90H168L167 89ZM199 91V90H198ZM202 92H203V90H201ZM220 91H222V87H221V89H220ZM229 91V90H228ZM236 91V90H235ZM234 91V92H235ZM238 91H236V93L238 92ZM14 92V91H13ZM22 92H24V91H22ZM55 92V91H54ZM63 92V91H62ZM73 92V91H72ZM89 92V91H88ZM87 92V93H88ZM106 92V91H105ZM116 92V91H115ZM123 92V91H122ZM127 92V91H126ZM133 92V91H132ZM154 92H156V91H154ZM159 92V91H158ZM163 92V91H162ZM166 92V91H165ZM183 92V91H182ZM182 92H180V93H182ZM191 92V91H190ZM201 92V93H202ZM209 92V91H208ZM216 92V93H215ZM223 92V94L225 93V94H229V92H224V90L222 91ZM234 92H233V94H231L232 93V91H231V93H230V96L231 97H233L234 96ZM245 92V91H244ZM262 92V91H261ZM264 92V91H263ZM2 93V92H1ZM25 93H26V91H25ZM28 93V92H27ZM30 93V92H29ZM38 93H39V91H38ZM37 93V94H38ZM59 93V92H58ZM71 93V92H70ZM74 93H76V92H74ZM107 93V92H106ZM109 93H111V92H109ZM130 92H128V94H129ZM142 93V92H141ZM197 93V92H196ZM207 93V92H206ZM238 93H240V92H238ZM10 94V93H9ZM8 94V95H9ZM60 94V93H59ZM59 94H58V96H59ZM69 94V93H68ZM71 94H73V93H71ZM108 94V93H107ZM114 94V93H113ZM117 94V93H116ZM122 94V93H121ZM127 94V93H126ZM126 94H125V96H126ZM127 94V95H128ZM136 94V93H135ZM145 94V93H144ZM143 94V95H144ZM150 94V93H149ZM155 94V93H154ZM163 94H165V93H163ZM170 94V93H169ZM168 94V95H169ZM192 94V93H191ZM205 94V93H204ZM247 94V93H246ZM249 94V93H248ZM247 94V95H248ZM258 94V93H257ZM262 94V93H261ZM3 95V94H2ZM17 95V94H16ZM23 95V94H22ZM76 95H77V93H76ZM130 95H132V94H130ZM129 95V98L131 97ZM152 95H153V93H152ZM160 95H162V93H160ZM167 95V94H166ZM167 95V96H168ZM233 95V96H232ZM237 95V94H236ZM259 95H260V93H259ZM19 96V95H18ZM50 96V95H49ZM57 96V97H58ZM68 96V95H67ZM70 96H72V95H70ZM87 96V95H86ZM107 96V95H106ZM119 96V95H118ZM133 96V95H132ZM140 96V95H139ZM159 96V95H158ZM196 96V95H195ZM199 96V95H198ZM200 96H203V94L201 95L200 94ZM207 96H210V95H206L205 96V98H207ZM215 96V95H214ZM214 96H212V98L214 97ZM220 96V95H219ZM218 96V97H219ZM228 95H225V99H227V100H230V96H228ZM238 96H239V94H238ZM244 96V95H243ZM242 96V97H243ZM27 97V96H26ZM44 97V96H43ZM48 97V96H47ZM46 97V98H47ZM63 97H64V94H63ZM62 97V98H63ZM80 97V96H79ZM88 97V96H87ZM86 97V98H87ZM121 97V96H120ZM127 97V96H126ZM149 96H147L146 98H148ZM169 97V96H168ZM190 97V96H189ZM215 97H217V96H215ZM214 97V98H215ZM217 97V98H218ZM237 97V96H236ZM235 97V98H236ZM246 97V96H245ZM254 97V96H253ZM252 97V98H253ZM32 98V97H31ZM59 98V97H58ZM128 98V97H127ZM132 98V97H131ZM139 98V97H138ZM141 98V97H140ZM143 98V97H142ZM145 98V97H144ZM153 98V97H152ZM221 98H222V94H221ZM220 98V99H221ZM229 98V99H228ZM255 98H257V97H255ZM259 98V97H258ZM8 99V98H7ZM12 99V98H11ZM25 99V98H24ZM23 99V100H24ZM40 99V98H39ZM54 99V98H53ZM60 99V98H59ZM66 99V98H65ZM73 99V98H72ZM80 99V98H79ZM126 99V98H125ZM133 99V98H132ZM136 99V98H135ZM150 99V98H149ZM155 99V98H154ZM167 99V98H166ZM187 99H188V97H187ZM190 99V98H189ZM196 99H197V96H196ZM201 99V98H200ZM210 100H212L211 99V97L209 98ZM209 99H208V101H209ZM216 99V98H215ZM219 99V98H218ZM249 100L251 99V98H248ZM9 100V99H8ZM41 100V99H40ZM51 100V99H50ZM63 100H64V98H63ZM78 100V99H77ZM128 100V99H127ZM141 100V99H140ZM145 100V99H144ZM158 100H159V98H158ZM160 100H162V99H160ZM159 100V101H160ZM192 100V99H191ZM214 100V99H213ZM248 100V101H249ZM32 101H34V100H32ZM48 101V100H47ZM56 101V100H55ZM73 101V100H72ZM116 101V100H115ZM118 101V100H117ZM164 101V100H163ZM182 101V100H181ZM188 101V100H187ZM198 101H200V100H198ZM197 101V102H198ZM204 101V100H203ZM225 101V100H224ZM232 101H233V98H232ZM234 101H236L235 99H234ZM239 101V100H238ZM237 101V102H238ZM243 101V100H242ZM259 101V100H258ZM45 102V101H44ZM61 102H62V100H61ZM69 102H71V100L69 101ZM97 102V101H96ZM104 102V101H103ZM111 102V101H110ZM119 102V101H118ZM121 102V101H120ZM127 102V101H126ZM143 102H145V101H143ZM152 102V101H151ZM157 102V101H156ZM169 102V101H168ZM176 101H174V103H175ZM257 102V101H256ZM255 102V103H256ZM3 103V102H2ZM19 103V102H18ZM78 103V102H77ZM129 103V102H128ZM133 103V102H132ZM137 103V102H136ZM136 103H135V105H136ZM148 103V102H147ZM150 103V102H149ZM161 103V102H160ZM193 103V102H192ZM194 103H195V101H194ZM209 103V102H208ZM207 103V104H208ZM233 102H231V104H232ZM239 103V102H238ZM237 103V104H238ZM245 103V102H244ZM250 103V102H249ZM24 104V103H23ZM35 104V103H34ZM33 104V105H34ZM54 104V103H53ZM102 104V103H101ZM108 104V103H107ZM106 104V105H107ZM157 104V103H156ZM155 104V105H156ZM181 104V103H180ZM201 104H202V102H201ZM213 104V103H212ZM215 104V103H214ZM213 104V105H214ZM218 104H220V103H218ZM218 104H217V106H218ZM223 104H224V109H225V105L227 106V104H225L224 102H223ZM42 105V104H41ZM40 105V106H41ZM48 105V104H47ZM46 105V106H47ZM67 105H68V102H67ZM82 105V104H81ZM134 105V104H133ZM140 105H142L141 103H140ZM145 105V104H144ZM149 105V104H148ZM151 105V104H150ZM159 105V104H158ZM169 105H171V103L169 104ZM173 105H176V104H173ZM186 105V104H185ZM194 105V104H193ZM204 105V104H203ZM206 105V104H205ZM210 105V104H209ZM216 105V104H215ZM222 105V104H221ZM239 105V104H238ZM242 105V104H241ZM253 105V104H252ZM13 106V105H12ZM21 106V105H20ZM27 106V105H26ZM30 106H32V105H30ZM58 106V105H57ZM64 106V105H63ZM118 107H119V105H117ZM125 106V105H124ZM143 106V105H142ZM160 106H162V105H160ZM179 106V105H178ZM191 106V105H190ZM195 106H197V105H195ZM200 106V105H199ZM217 106H215L216 108H217ZM223 106V105H222ZM228 106L230 107V104H228ZM257 106V105H256ZM72 107V106H71ZM104 107V106H103ZM122 107V106H121ZM144 107V106H143ZM159 107V106H158ZM172 107V106H171ZM174 107V106H173ZM194 107V106H193ZM192 107V108H193ZM203 108H204V106H202ZM209 107V106H208ZM207 107V108H208ZM214 107V108H215ZM220 107V106H219ZM218 107V108H219ZM232 107V106H231ZM239 107V106H238ZM250 107V106H249ZM254 107V106H253ZM4 108V107H3ZM20 109L21 108H23L22 106L21 107H19ZM27 108V107H26ZM52 108V107H51ZM68 108V107H67ZM76 108V107H75ZM83 108V107H82ZM93 108H94V106H93ZM107 108V107H106ZM115 108V107H114ZM132 108V107H131ZM139 108V107H138ZM145 108V107H144ZM144 108H142V109H144ZM152 108H153V106H152ZM167 108V107H166ZM178 108V107H177ZM200 108V107H199ZM221 108V107H220ZM227 108V107H226ZM237 107L235 106V108L233 109V111H235V109H236ZM258 108H260V107H258ZM28 110H29V108H27ZM26 109V110H27ZM54 109V108H53ZM69 109V108H68ZM80 109V108H79ZM92 109V108H91ZM122 109V108H121ZM125 109V108H124ZM150 109V108H149ZM170 109V108H169ZM190 109H191V107H190ZM194 109V108H193ZM198 109V108H197ZM206 109V108H205ZM209 109H212V107L211 108H209ZM231 109V108H230ZM229 109V110H230ZM255 109H257V108H255ZM6 110H7V108H6ZM52 110V109H51ZM50 110V111H51ZM55 110V109H54ZM71 110V109H70ZM86 110V109H85ZM173 110V109H172ZM203 109H201V111H202ZM214 110V109H213ZM216 110V109H215ZM222 110V109H221ZM229 110H226V111H229ZM232 110V109H231ZM230 110V111H231ZM66 111V110H65ZM64 111V112H65ZM75 111V110H74ZM117 111V110H116ZM119 111V110H118ZM125 111V110H124ZM129 111H130V109H129ZM148 111H150V110H148ZM152 111H153V109H152ZM155 111H157V110H155ZM154 111V112H155ZM183 111V110H182ZM184 111H186V110H184ZM199 111V110H198ZM201 111H199V112H201ZM207 111V110H206ZM210 111V110H209ZM212 111V110H211ZM220 111V110H219ZM229 111V112H230ZM249 111V110H248ZM22 112V111H21ZM26 112V111H25ZM44 112V111H43ZM63 112V111H62ZM63 112V113H64ZM98 112V111H97ZM97 112H96V114H97ZM145 112V111H144ZM168 112H170V110L168 111ZM167 112V113H168ZM194 112V111H193ZM197 112V111H196ZM240 112V111H239ZM245 112V110L243 111V113ZM247 112V111H246ZM27 113V112H26ZM36 113V112H35ZM47 113V112H46ZM60 113V112H59ZM115 113V112H114ZM119 113V112H118ZM124 113V112H123ZM128 113V112H127ZM164 113V112H163ZM174 113V112H173ZM198 113V112H197ZM241 113V112H240ZM242 113V114H243ZM30 114V113H29ZM52 114V113H51ZM73 114V113H72ZM84 114V113H83ZM106 114V113H105ZM109 114V113H108ZM146 114V113H145ZM154 114V113H153ZM156 114V113H155ZM162 114V113H161ZM160 114V115H161ZM187 114V113H186ZM211 114V113H210ZM212 114H213V112H212ZM216 114V113H215ZM222 114V113H221ZM233 114H234V112H233ZM27 115V114H26ZM25 115V116H26ZM50 115V114H49ZM85 115V114H84ZM83 115V116H84ZM129 115V114H128ZM159 115V114H158ZM180 115V114H179ZM204 115V114H203ZM202 115V116H203ZM13 116V115H12ZM15 116V115H14ZM18 116V115H17ZM47 116V115H46ZM51 116V115H50ZM73 116V115H72ZM88 116V115H87ZM106 116V115H105ZM104 116V117H105ZM118 116V115H117ZM123 116V115H122ZM131 116H133V115H131ZM137 116V115H136ZM140 116V115H139ZM142 116H145V115H142ZM192 116H194V115H192ZM224 116V115H223ZM238 117L237 118H239V114L237 115ZM253 116V115H252ZM259 116V115H258ZM19 117H21V116H19ZM24 117V116H23ZM97 117V116H96ZM96 117H95V119H96ZM100 117V116H99ZM114 117V116H113ZM127 117V116H126ZM134 117V116H133ZM157 117V116H156ZM182 117H183V115H182ZM197 117V116H196ZM199 117V116H198ZM198 117H197V119H198ZM209 117H213V116H209ZM218 117V116H217ZM221 117V116H220ZM245 118H246V116H244ZM44 118V115L43 114H41V113H39L38 114V116H37V122L39 121V120H41L42 122H43V119ZM55 117H53L52 119H54ZM82 118V117H81ZM84 118V117H83ZM83 118H82V120H83ZM130 118V117H129ZM139 118V117H138ZM159 118V117H158ZM173 118V117H172ZM179 118V117H178ZM189 118V117H188ZM203 118V117H202ZM205 118V117H204ZM231 118V117H230ZM16 119H17V117H16ZM26 119V118H25ZM48 119V118H47ZM64 119V118H63ZM62 119V120H63ZM109 119V118H108ZM107 119V120H108ZM113 119V118H112ZM117 119H119V117L117 118ZM125 119V118H124ZM133 119V118H132ZM131 119V120H132ZM137 119V118H136ZM146 119V118H145ZM190 119V118H189ZM196 119V120H197ZM219 120H220V118H218ZM246 119H248V117L246 118ZM258 119V118H257ZM256 119V120H257ZM10 120V119H9ZM13 120V119H12ZM32 120V119H31ZM50 120V118L48 119V121ZM80 120V119H79ZM82 120H80V121H82ZM98 120V119H97ZM115 120V119H114ZM113 120V121H114ZM120 120H123V119H120ZM130 120V119H129ZM128 120V121H129ZM142 120V119H141ZM156 120V119H155ZM165 120V119H164ZM175 120V119H174ZM176 120H178V119H176ZM193 120V119H192ZM208 120V119H207ZM212 120V119H211ZM222 120V119H221ZM224 120V119H223ZM231 120V119H230ZM230 120L228 119V121L230 122ZM236 120V119H235ZM239 120H242V119H239ZM238 120V121H239ZM243 120H244V118H243ZM249 120V119H248ZM248 120L246 121V123L248 122ZM2 121V120H1ZM7 121V120H6ZM17 121V120H16ZM28 121V120H27ZM41 121H39V122H41ZM55 121V120H54ZM64 121V120H63ZM62 121V122H63ZM94 121V120H93ZM103 121V120H102ZM127 121V122H128ZM134 121H135V119H134ZM145 121V120H144ZM154 121V120H153ZM186 121V120H185ZM190 121V120H189ZM198 121V120H197ZM213 121V120H212ZM226 123H228L227 122V118H226ZM237 121V123L239 124V122ZM3 122V121H2ZM9 122V121H8ZM13 122V121H12ZM20 122V121H19ZM45 122V121H44ZM59 122V121H58ZM58 122H56L55 121V123H53L54 125L55 124H57ZM61 122V123H62ZM74 122V121H73ZM119 122V121H118ZM122 122V121H121ZM125 122V121H124ZM132 122V121H131ZM130 122V123H131ZM141 122H143V121H141ZM150 122V121H149ZM156 122V121H155ZM194 122V121H193ZM203 122V121H202ZM204 122H206V121H204ZM203 122V123H204ZM217 122V121H216ZM234 122V121H233ZM233 122H230L231 123V125L233 124ZM264 122V121H263ZM7 122H5V124H6ZM11 123V122H10ZM10 123H8L9 125H10ZM21 123V122H20ZM20 123H18V121L16 122V123H14L13 125H11V128H10V126L9 125H5L4 127L1 125L2 123H0V159H2L3 157H4V159H3V161H1L0 162V172H1V170L3 171V170H5L8 166H10V164L12 163V160H10L9 161V159H11L12 158V156H11V158L10 157H8L9 155H10V153L11 154H13L12 152L14 151H17L18 149H17V146L18 145H16V147H15V145H14V147H12V148H6L7 146H8V143L9 142H7L6 144H7V146L5 147V145L6 144H4L6 141H8V140H14V141H16V142H13V144L15 143V144H18L19 142L17 141L18 140V138L16 137V136H18V134H21V133H18V131H20ZM24 123V122H23ZM22 123V124H23ZM33 123V122H32ZM31 123V124H32ZM60 122H59V124H61ZM69 123V122H68ZM93 123V122H92ZM95 123V122H94ZM104 123V122H103ZM111 123V122H110ZM109 123V124H110ZM137 123V122H136ZM136 123H134V124H136ZM146 122H144V124H145ZM154 123V122H153ZM159 123V122H158ZM173 123V122H172ZM172 123H170V124H172ZM181 123V122H180ZM190 123V122H189ZM199 123H201V121L199 122ZM223 123H225L224 121H223ZM229 123V124H230ZM36 124V123H35ZM50 124V123H49ZM49 124H47L48 126H50ZM52 124V123H51ZM51 125L52 126V130L50 129V127H48L47 125H46V127H48L49 128V131H48V129L45 127V129H47V130H45L46 132L44 133L43 131H42V128H41V131L44 133V135H41V133H40V136H42V138L40 137V140H42L41 142H42V144H43V146H44V144H45V146H44V148H43V146H42V148H41V144H40V148H38V149H36V151L35 152H33V154H32V156L30 157V156H28V154H27V156L28 157H30L29 159H28V161L30 162L31 160L33 161V166L32 167H30L29 165H27V166H29L28 167V169H26L25 171H27V170H29V173L30 174H40L41 172H44L43 174H44V177L45 178H43V177H41V178H43V180L42 179H40V180H38L37 182H35V183H30V178L28 179H24V180H18V181H20V182H17V183H19L18 185H17V187L16 188H14L15 189V191H13V188H12V193H8V192H11V191H7L6 192V194H5V191H2V188H0L1 189V196H2V198H3V204L2 203H0L1 204V207H0V264H11V263H14V264H23L24 262H27V263H32V264H87L88 263V257L85 255V253L82 251V249H81V247H83V245H84V237H85V234H86V232L88 231V229H87V226H86V222H84V221H80L79 220V218H78V220L79 221H73V220H69L68 218H67V216L66 215H68V213L70 214L71 212H73L74 210H76V208H72L73 209V211L71 210V207H73V202L75 201V200H77V203L80 201V200H85L84 199V197H86V195H84L83 194V190L81 189V190H79V185H80V182H81V179L83 178L84 179V172L83 173H79V172H77L78 170H76V172L78 173L77 174V177H76V175L75 174H72L73 175V178H74V175H75V177L76 178H72L71 176H70V174L69 173H66V175H63V173L62 172H64L65 170V168H67L68 169V167H70L71 166V168H74L75 167V165L73 164L74 162H79L80 161V159H79V161H75L74 159L76 158H72L73 160H71L70 158V156H67V157H69L68 159H70V160H68L67 161V163H65V165H58L59 164V162L62 164V162L64 161H60V160H62V159H64V157H63V153H64V151H63V148H64V146H63V148L62 149H60V147L61 146H57L58 148V151H56L55 149H56V145L53 143V145H52V142H53V137H55L58 133L60 134V132L58 131L60 128L58 127V125H55V126H57L58 128H54L53 129V126L54 125ZM67 123L65 122V124L63 125V123H62V125L60 126L61 128L62 127H65V129H66V127L67 126H65ZM74 124V123H73ZM72 124V125H73ZM105 124V123H104ZM112 124V123H111ZM117 124V123H116ZM120 124V123H119ZM125 124V123H124ZM123 124V125H124ZM128 124V123H127ZM143 124V125H144ZM151 124H152V122H151ZM168 124V123H167ZM167 124H165V125H167ZM206 124V123H205ZM209 124H211V123H209ZM236 124V123H235ZM234 124V127L235 126H237L238 124H236L235 125ZM249 124V123H248ZM79 125V124H78ZM85 125V124H84ZM89 125V124H88ZM95 125V124H94ZM115 125V124H114ZM126 125V124H125ZM133 125V124H132ZM137 125V124H136ZM135 125V126H136ZM142 125V126H143ZM149 125V124H148ZM147 125V126H148ZM159 125V124H158ZM157 125V126H158ZM189 125H191V124H189ZM219 124H217L216 126H218ZM224 125V124H223ZM226 125V124H225ZM225 125H224V127H225ZM241 125V124H240ZM245 125H247V124H245ZM8 128H7V127ZM23 126L24 125H21V127L23 128ZM90 126V125H89ZM146 126V125H145ZM168 126V125H167ZM172 126V125H171ZM171 126H169V127H171ZM183 126H186V125H183ZM193 126V125H192ZM221 126V127H220ZM39 127V126H38ZM77 127V126H76ZM75 126H72V128H73V130H76V131H74V133H73V135L75 134V132H76V134L78 133L79 134V136L78 137H80V131L76 128ZM79 127V126H78ZM84 127V126H83ZM96 127V126H95ZM102 127V126H101ZM117 127V126H116ZM130 127V126H129ZM138 127V126H137ZM149 127V126H148ZM147 127V128H148ZM151 127V126H150ZM161 127H163L162 125H161ZM166 127V126H165ZM203 127V126H202ZM219 127V129L220 128H222L223 126L222 125H219L218 126ZM228 127H230V125L228 126L227 125V127L225 128L226 130L228 129ZM241 127V126H240ZM71 128V127H70ZM75 128V129H74ZM85 128V127H84ZM115 128V127H114ZM114 128H113V130H112V132L114 131ZM121 127H118V128H115V129H120ZM128 128V127H127ZM136 127H134V129H135ZM146 128V127H145ZM157 128V127H156ZM160 128V127H159ZM167 128V127H166ZM174 128V127H173ZM190 129H191V127H189ZM188 128V129H189ZM200 128V127H199ZM198 128V129H199ZM205 128H206V126H205ZM208 128V127H207ZM237 129L239 128V126L238 127H236ZM253 128V127H252ZM36 129V128H35ZM64 129V128H63ZM62 129V130H63ZM64 129V130H65ZM67 129H69V125H68V127H67ZM81 129V128H80ZM94 129V128H93ZM99 129V128H98ZM111 129V128H110ZM139 129H140V127H139ZM183 129V128H182ZM181 129V130H182ZM194 129H196V128H194ZM204 129V128H203ZM218 129V130H219ZM230 129H232V127H230ZM241 129V128H240ZM244 126H243V129H241L240 131H239V129H238V131H235L234 130V128H233V130H234V132H233V130H232V133L234 134V135H231L230 137H228V135H230V134H228L227 132H226V134L223 132V135L222 136H220V137H222L220 140H219V143H218V145L220 146V145H222L221 144V141H222V143L224 142V144H226L225 145V147L224 146H222V147H224L223 148V150H220L221 149V147H220V149L217 147H212V145H211V147H209V146H206L205 147V150H204V156H205V158H206V156L208 157V159L207 160H209L210 161V159L209 158H211V161H210V163H208V164H206L205 165V159H204V162H202V158H204V156H202V158H200V159H198L197 161H196V163H195V161H194V163L195 164H193V165H201L202 166V168L204 169V167L203 166H205L206 168V171L207 172H205V169H204V171L203 172H205L206 173V178L204 179V183L201 185V187L197 190V192L196 191H193V186L194 187H198L200 184H201V182H199L200 184H198V186H195L194 184H196V183H198L197 181H199L198 179H200V178H198L199 177V174H201V173H199V174H195V172H193L192 174H190L191 176H189L190 177V180H189V178H187V180H189V184L190 185H193L192 186V188L193 189H190V190H188V191H193L195 194L193 195V193L191 192V194H192V196L190 197V195L191 194H189V196L187 195V193H190V192H185L183 195H179V200L177 201V202H175V204L173 205L174 206V208L176 207V209H174L175 211H173V210H171L172 212L169 214V213H167V216H165L166 215V213L165 212H169V211H165V210H167V204H168V202L171 200L172 201V199H173V197H174V195L176 196L177 195V193H179V192H176L177 191V187H178V190L181 188L180 186H181V184H179L180 183V181L182 180L183 182H184V180H183V178L181 177L182 175H183V172L181 173L180 171L179 172H175V174H173V173H171V175H173V176H171L170 177V179H168L169 177H167V179L168 180H161L160 181V179H157V180H159V181H155L153 184L155 185L154 186V188L153 187H151V188H153L154 190H158V189H161L162 191L161 192H163V193H161L162 195L160 196V195H157L159 198L156 200V198H154V201H153V203H148L149 205L147 206V205H145V206H147V211H149L146 215H140V214H137V212H139L138 210H137V212L133 215V216H131L130 218H128V219H124L125 221L123 222L122 221V231H120V229L119 230H113L112 229V231H110V235H111V239H116V241H118V239H120L122 242H118L115 246H112L110 249H108L107 251H105V253H104V255H102L103 256V264H112V261H113V258L117 255V253L118 252H120V250H122V249H124L125 247H126V245L127 246H131V244H132V246H135V250H136V254H134V255H131V254H133V253H130V255H129V257H125L124 256V253H123V256L126 258V259H124V260H119L120 261V263L119 264H137L136 262H137V258L139 257V256H141V257H143V258H138V260L139 259H143L144 260V263H142V264H154L153 262L155 261V260H157L158 262H159V264H186L187 262L189 263V264H196L195 262H196V260L197 259H195V257L197 258L198 256H197V254L199 253V251L202 253V251L201 250H199L198 251V253L196 254V256L194 257V256H192V255H195L194 253L191 255L190 253H192V252H194V251H196L197 252V250L198 249H200L197 245V247L198 248H196L195 249V247L193 246V245H195V243H194V240H193V237H192V232H193V230L194 231H197V230H203V231H205V232H207V233H209L211 230L213 231V228L214 227H212V226H214L215 225V223H216V221L218 220V219H220V217L222 218V217H224L223 216V214L225 215V213H229L233 208H236L237 206H242L243 204L244 205H246V204H248V203H250V204H248V205H250V206H248L250 209H251V211L256 215V216H252V215H250V217L252 218L251 220H250V222H248L247 220V223H243V224H241V220H243V219H240L239 221H241V222H239L240 223V226H239V228H237V229H234L233 230V234H237V233H239L241 236L240 237H242L243 238V243H240L239 244V241L241 240H239L238 242L237 241H235L234 240V238H232V236H230V235H233V234H231L232 233V231H231V229H229V225H228V229L227 228H223V226H222V229H220L219 231H218V229H217V234H216V238H214V243H213V245H211L213 248H212V250H210L209 248H208V250L210 251H208L209 252V254L207 253V258L206 257H202V259L204 260L205 258V260L203 261V263L204 264H207L208 262H209V264H210V262H213V263H216V261H215V259H219V257H222L223 258V261H224V264H254L255 263V261H253V259H254V257L256 256V254H255V256L254 257H251L250 255L251 254H253L254 255V253H257V256L259 255V253L261 252V254H264V213L263 212H261L260 211V208L261 207H263L262 205H264V154H262L263 155V157H262V155H261V161L259 162V164L257 163V165L256 166H254V167H252V165H250V163H249V156H250V153L251 152H253L254 150H255V148H254V150L252 151H250V149L249 148H251L252 146H254V145H252L251 144V147H249L250 145H248V147H247V145L246 144H249V143H246L245 144V142H248V139L251 137L252 138V136H249V134L246 132L247 130H245L244 131ZM260 129V128H259ZM263 129H264V127H263ZM26 130V129H25ZM43 130H44V128H43ZM72 129H70V131H71ZM72 130V131H73ZM87 130H88V128H87ZM100 130H102V129H100ZM121 130H122V128H121ZM123 130H125V129H123ZM146 130V129H145ZM151 130V129H150ZM164 130H165V128H164ZM212 130H214V129H212ZM216 130V129H215ZM217 130V131H218ZM253 130V129H252ZM258 130V129H257ZM22 131V130H21ZM40 131V132H41ZM61 131V130H60ZM98 131V130H97ZM117 131V130H116ZM116 131H115V133H116ZM129 131H131L130 129H129ZM147 131V130H146ZM160 131V130H159ZM183 131V130H182ZM199 131V130H198ZM263 131V130H262ZM63 132V131H62ZM61 132V133H62ZM69 133V131L67 130L66 131V133ZM84 132V131H83ZM105 132V131H104ZM126 132H127V130H126ZM140 132V131H139ZM138 132V133H139ZM147 132H149V130L147 131ZM151 132H157V129H156V131H151ZM150 132V133H151ZM179 132H180V130H179ZM206 132V131H205ZM208 132H209V129H208ZM219 132H220V130H219ZM249 132V131H248ZM255 132V131H254ZM254 132H252L253 134H254ZM260 132V131H259ZM18 133V134H17ZM42 133V134H43ZM65 133V132H64ZM72 133V132H71ZM71 133H70V135H71ZM94 133V132H93ZM111 133V132H110ZM119 133H121V132H119ZM125 133V132H124ZM146 133V132H145ZM150 133H148V134H150ZM166 133V132H165ZM199 133V132H198ZM203 133V132H202ZM231 133V134H232ZM263 133H264V131H263ZM263 133H261V135H260V133H259V136H258V134L256 135V134H254V136H255V138H257V137H261V136H263L264 134ZM104 134V133H103ZM108 134V133H107ZM114 134V133H113ZM122 134H123V132H122ZM154 134H156V133H154ZM167 134V133H166ZM181 134V133H180ZM190 134H192V133H190ZM197 133H195V135H196ZM207 134V133H206ZM219 134H222V132H220ZM247 134H248V136H247ZM253 134H251V135H253ZM263 134V135H262ZM62 135V134H61ZM61 135H59V137H61ZM63 135H66V134H63ZM63 135H62V137H63ZM68 135V134H67ZM84 135V134H83ZM115 135V134H114ZM113 135V136H114ZM174 135V134H173ZM175 135H177V134H175ZM174 135V136H175ZM189 135V134H188ZM199 137H197V138H200V134H197ZM196 135V136H197ZM215 135L218 137V135L215 133ZM20 136V135H19ZM18 136V137H19ZM29 136V135H28ZM69 136V135H68ZM68 136H66V137H68ZM87 136V135H86ZM90 136V135H89ZM103 136H105V135H103ZM102 136V137H103ZM149 136H151L152 137V133L149 135ZM154 136V135H153ZM161 136V135H160ZM159 136V137H160ZM171 136V135H170ZM192 136V135H191ZM203 136V135H202ZM201 136V137H202ZM254 136H253V139L255 140V138H254ZM74 136H72V137H70V138H73ZM77 137V138H78ZM122 137V136H121ZM125 137H127V136H125ZM140 137H141V135H140ZM148 137V135H144V137L143 138H147ZM177 137H178V135H177ZM188 137V136H187ZM245 137H248V139L247 140H245ZM14 138H16L17 140H15ZM24 138H26V137H24ZM56 138H57V136H56ZM64 138V137H63ZM62 138V139H63ZM77 138H76V140H77ZM81 138V137H80ZM83 138V137H82ZM93 138V137H92ZM94 138H96V137H94ZM99 138V137H98ZM107 138H109L108 136H107ZM119 138V137H118ZM162 138V137H161ZM172 138V137H171ZM193 138V137H192ZM192 138L190 139V140H192ZM215 138V137H214ZM213 138V139H214ZM262 139H263V137H261ZM261 138H260V140H261ZM22 140V137L21 138H19V140ZM38 139V138H37ZM74 139V138H73ZM103 138H100L99 140H102ZM105 139V138H104ZM125 139V138H124ZM127 139V138H126ZM129 139V138H128ZM137 139V138H136ZM142 139V138H141ZM150 139V138H149ZM149 139H147V140H149ZM182 139H184V138H182ZM194 139H196V138H194ZM205 139V138H204ZM209 139H212V138H210L209 137ZM252 139V140H253ZM21 140H20V142H21ZM29 140V139H28ZM35 140V139H34ZM57 140H59L58 138H57ZM65 141H66V139H64ZM71 140V139H70ZM69 140V141H70ZM88 140H90V139H88ZM98 140V141H99ZM106 140V139H105ZM111 140V139H110ZM109 140V141H110ZM140 140V139H139ZM143 140V139H142ZM147 140H144V141H146V142H148ZM151 140V139H150ZM163 140V139H162ZM181 140V139H180ZM185 140V139H184ZM202 140V139H201ZM200 140V141H201ZM207 140V139H206ZM250 140V139H249ZM253 140V141H254ZM260 140L258 139V140H255L256 141V143H254L253 141H251L250 140V142H253V144H255L256 146H257V141H259V145H260V148H263L264 149V140L261 142V144H260ZM23 141H25V140H22V142ZM63 141V140H62ZM82 141V140H81ZM118 141V140H117ZM117 141H116V143H117ZM144 141H142V142H144ZM155 141H156V139H155ZM169 141V140H168ZM172 141V140H171ZM179 141V140H178ZM182 141V143L181 144H183V140H181ZM180 141V142H181ZM214 141H216V140H214ZM18 142V143H17ZM64 142V141H63ZM101 142V141H100ZM121 141L119 140V143H120ZM127 142V141H126ZM131 142V141H130ZM134 142V141H133ZM146 142H145V144H146ZM150 142H152V141H150ZM174 142V141H173ZM196 142V141H195ZM199 142V141H198ZM210 142H211V140H210ZM218 141H216V143H217ZM12 143V142H11ZM38 143V142H37ZM68 143V142H67ZM71 143H73V146H74V142H71ZM71 143H68V144H71ZM103 143V142H102ZM101 143V144H102ZM125 143V142H124ZM138 143V142H137ZM149 143V142H148ZM187 143H188V141H187ZM186 143V145H189V144H187ZM212 143V142H211ZM213 143H215V142H213ZM12 144V145H13ZM123 144V143H122ZM121 144V145H122ZM129 145H130V143H128ZM132 144V143H131ZM145 144H143L144 146H145ZM164 144V143H163ZM184 144H185V142H184ZM191 144H193V142L191 143ZM196 143H194L193 145H195ZM199 144L201 145V142H199ZM223 144V145H224ZM263 144V145H262ZM53 147H55V148H52V146ZM72 145V144H71ZM70 145V146H71ZM76 145H77V143H76ZM90 145V144H89ZM105 145V144H104ZM111 145V144H110ZM118 144H116L115 146H117ZM120 145V144H119ZM118 145V147H120ZM140 145V144H139ZM146 145H148L147 146V150H148V148H150L151 146H149L150 144H146ZM177 145V144H176ZM202 145H203V143H202ZM263 147H262V146ZM67 146V145H66ZM97 146V145H96ZM99 146V145H98ZM103 146V145H102ZM114 146V145H113ZM134 146V145H133ZM160 146V150L159 149H153L154 151H150L151 149H149V151L150 152H148L149 154H150V157L148 158V160H146L145 162H146V164H143L144 166H146V169L148 170V172L149 171H151V168H153V165H154V162H155V159H156V157H158L159 158V156L161 155L162 156V154H164V153H162L161 152V145H159ZM159 146L157 147V148H159ZM180 146V145H179ZM183 146V145H182ZM185 146V145H184ZM183 146V147H184ZM192 146V145H191ZM198 146V145H197ZM196 146V148H198ZM9 147H10V145H9ZM18 147H20V146H18ZM39 147V146H38ZM78 147V146H77ZM77 147H75V149H77ZM118 147H116V148H118ZM138 147V146H137ZM176 147V146H175ZM181 147V146H180ZM200 147V146H199ZM202 147V146H201ZM16 148V149H15ZM23 148V147H22ZM103 148V147H102ZM114 148V147H113ZM126 148H128L127 146H126ZM140 149H141V147H139ZM143 148H144V151H146V149H145V147H142V150H143ZM152 148V147H151ZM154 148V147H153ZM156 148V147H155ZM186 148V147H185ZM185 148H183V152H187V151H184V149ZM191 148V147H190ZM190 148H188V149H190ZM193 148H195V147H193ZM195 148V149H196ZM68 148H64V150L66 151ZM94 149H96L95 147H94ZM104 149V148H103ZM102 149V150H103ZM121 149V151L124 149V147H123V149H122V147L120 148ZM136 149V148H135ZM134 149V150H135ZM199 149V148H198ZM252 149V148H251ZM70 150V149H69ZM74 150V149H73ZM72 150V151H73ZM81 150V149H80ZM84 150V149H83ZM82 150V151H83ZM86 150V149H85ZM107 150H108V148H107ZM110 150V149H109ZM129 150V149H128ZM130 150H132V149H130ZM133 150V151H134ZM169 150V149H168ZM180 150V149H179ZM186 150V149H185ZM197 150V149H196ZM78 152H79V149L77 150ZM81 151V152H82ZM104 151H105V149H104ZM164 151H165V149H164ZM163 151V152H164ZM188 151H190V150H188ZM193 151H195V150H193ZM202 151H203V149H202ZM200 152V153H202L203 154V152ZM19 152V151H18ZM70 152V151H69ZM73 152H75V151H73ZM73 152H72V154H73ZM78 152H75V153H78ZM97 152V151H96ZM110 152V151H109ZM109 152H107V153H109ZM115 152V151H114ZM118 152V151H117ZM117 152H115V153H113V151L111 152V153H113L114 154V157H116L115 156V154L117 153ZM176 152V151H175ZM177 152H178V150H177ZM181 152V151H180ZM183 152H182V154H183ZM196 152V151H195ZM198 152V151H197ZM17 153V152H16ZM66 153V152H65ZM85 153V152H84ZM99 153V152H98ZM110 153V154H111ZM119 153V152H118ZM132 153V152H131ZM136 153V152H135ZM174 153V152H173ZM185 153H184V155H185ZM191 153H193V152H191ZM254 153V152H253ZM253 153H252V155H253ZM263 153V152H262ZM9 154V155H8ZM89 154V153H88ZM87 154V155H88ZM103 154V153H102ZM109 154V155H110ZM141 154V153H140ZM147 154V153H146ZM190 154V153H189ZM194 154V153H193ZM216 154L219 156H216ZM8 155V156H7ZM14 155V154H13ZM18 155V154H17ZM65 155V154H64ZM66 155H68V153L66 154ZM69 155H71V154H69ZM75 155V154H74ZM80 155V154H79ZM78 155V156H79ZM86 154H83V156H85ZM95 155V154H94ZM100 155V154H99ZM98 155V156H99ZM112 155V154H111ZM110 155V156H111ZM131 155V154H130ZM139 155V154H138ZM172 155H174V154H172ZM178 155V154H177ZM183 155V156H184ZM201 155V154H200ZM27 156H26V158H27ZM76 156V155H75ZM77 156V157H78ZM96 156V155H95ZM136 156V155H135ZM179 156V155H178ZM186 156H187V154H186ZM186 156H184V157H186ZM213 156H215V157H217L216 159H215V157H213ZM2 157V158H1ZM79 157H81V156H79ZM88 157V156H87ZM102 157H103V155H102ZM106 157L108 158V161H107V159H106V161L107 162H105V165H103L104 163H102L103 161H105L104 159H101L100 161H101V164H102V166L100 165H98V167H100V168H96L97 169V171L96 170H94V171H96V172H94V174H97V177L99 178V180H98V178L95 180L96 182H97V180H98V182L99 183H102V182H100V181H103V180H100V179H106V178H108V177H110L109 179L110 180H107L108 182V184H107V186H109V187H111V189H112V191H113V188H112V186L113 187H116L114 190L116 191V189H118V188H126L127 189V187H129V186H133V185H135V184H137V182H140V180L142 179V175H135V176H133L132 174H131V171L133 170H131L128 174L125 172V171H121V169L120 170H118V171H120V173H123V172H125L126 174L125 175H122V174H120V176H117V175H119V174H113V172H115L116 170H115V168L116 169H119V168H117V167H115V165H114V162H113V159H111V157H109L108 155H106ZM113 157V158H114ZM145 157V156H144ZM144 157H143V159L142 160H145L144 159ZM163 157V156H162ZM169 157V156H168ZM182 157V156H181ZM180 156L178 157V158H181ZM192 157V156H191ZM197 157V156H196ZM213 157V158H212ZM17 158V157H16ZM84 158H86V156L84 157ZM83 158V159H84ZM89 158V157H88ZM98 158V157H97ZM129 158V157H128ZM130 158H133V157H130ZM172 158V157H171ZM188 158V157H187ZM190 158V157H189ZM188 158V159H189ZM198 158H199V156H198ZM250 158H251V156H250ZM25 159V158H24ZM82 158H81V161L83 160ZM91 159V158H90ZM96 159V158H95ZM99 159H100V156H99ZM115 159H117V157L115 158ZM136 159V158H135ZM146 159H147V157H146ZM169 159V158H168ZM182 159H184L183 157H182ZM213 159H215V160H213ZM13 160H14V158H13ZM65 160H66V157H65ZM88 161H89V159H87ZM125 160V159H124ZM134 160V159H133ZM132 160V161H133ZM180 160V159H179ZM179 160H177V161H179ZM193 160H195L194 158H193ZM213 160V161H212ZM253 160V159H252ZM24 161V160H23ZM28 161H27V163H28ZM72 161H74V162H72ZM84 161V160H83ZM91 161V160H90ZM116 161V160H115ZM135 161V160H134ZM176 161V160H175ZM185 161V160H184ZM190 161V160H189ZM10 162V163H9ZM16 160H15V164H16ZM85 162V161H84ZM93 162V161H92ZM96 162H97V159H96ZM193 162V161H192ZM191 162V163H192ZM251 162V161H250ZM258 162V161H257ZM25 163V162H24ZM70 163V164H69ZM134 163V162H133ZM139 163V162H138ZM156 163V162H155ZM201 163H204V165H202ZM29 164V163H28ZM31 164V165H32ZM73 165V167H72V165ZM89 164V163H88ZM91 164V163H90ZM94 164L96 165L97 163H95L94 162ZM98 164H99V161H98ZM132 164V163H131ZM141 164H142V162H141ZM140 164V165H141ZM13 165V164H12ZM68 165V166H67ZM78 165V164H77ZM77 165H76V167H77ZM126 165V164H125ZM128 165H129V163H128ZM127 165V166H128ZM134 166H135V164H133ZM157 165V164H156ZM169 165V164H168ZM14 166V165H13ZM59 166L61 167V168H63L62 169V172H60L59 170H60V168H59ZM124 166V165H123ZM130 166H132V165H130ZM137 166V165H136ZM139 166V165H138ZM171 166V165H170ZM186 167L188 166V165H185ZM201 166L200 167H197V168H200L201 169ZM25 167V166H24ZM78 167H79V165H78ZM95 167V166H94ZM129 167V166H128ZM10 168V167H9ZM9 168H7V169H9ZM27 168V167H26ZM82 168V167H81ZM123 168V167H122ZM139 169H140V167H138ZM145 168V167H144ZM144 168H142L141 167V169H144ZM173 168V167H172ZM191 168V167H190ZM193 168V167H192ZM194 168H196V167H194ZM83 169V168H82ZM92 169V168H91ZM125 169V168H124ZM146 169H144L145 171H146V174L148 173L147 172V170ZM168 169V168H167ZM64 170V171H63ZM70 170V169H69ZM73 170V169H72ZM75 170V169H74ZM80 170V169H79ZM93 170V169H92ZM177 170V169H176ZM7 171V170H6ZM6 171H3L4 173L6 172ZM9 171V170H8ZM12 171H13V169H12ZM12 171H10L9 172V175H10V173L12 172ZM68 171V170H67ZM86 171V170H85ZM118 171L116 172V173H118ZM145 171H144V173H145ZM160 171H162V169L160 170ZM190 171H193V169H191ZM199 171V170H198ZM201 171V170H200ZM23 172H24V170H23ZM74 172V171H73ZM75 172V173H76ZM82 172V171H81ZM92 172V171H91ZM138 172V171H137ZM140 172V171H139ZM169 172V171H168ZM202 172V171H201ZM25 173H27V172H25ZM24 173V174H25ZM46 173V174H45ZM57 173H59V174H61L62 173V177L60 178V177H58L57 175H59V174H57ZM70 173H72V172H70ZM93 173V172H92ZM133 173V172H132ZM150 173V172H149ZM149 173L147 174L148 176H150L149 175ZM162 173V172H161ZM170 173V172H169ZM2 174V173H1ZM19 174V173H18ZM42 174V173H41ZM40 174V175H41ZM65 174V173H64ZM69 174V176H67ZM140 174H142V172L140 173ZM163 174V173H162ZM8 175V174H7ZM12 175V174H11ZM27 175V174H26ZM29 175V174H28ZM28 175H27V177H28ZM46 175V176H45ZM159 175V174H158ZM189 175V174H188ZM198 175V176H197ZM202 175H203V173H202ZM202 175H200V177L202 176ZM25 176V175H24ZM34 176V175H33ZM32 176V177H33ZM39 176V175H38ZM56 176L58 177V179H57V181H56ZM82 176V177H81ZM84 176V177H83ZM96 175H94L92 178L93 179H95L94 177H95ZM185 176H187V175H185ZM11 177V176H10ZM31 177V178H32ZM155 177V176H154ZM15 178V177H14ZM17 178V177H16ZM15 178V179H16ZM20 178V177H19ZM22 178H24L23 177V175H22ZM25 178H26V176H25ZM89 178V177H88ZM151 178V177H150ZM162 179H163V177H161ZM182 178V179H181ZM12 179V178H11ZM15 179H13V180H15ZM165 179H166V177H165ZM186 179V178H185ZM203 179V178H202ZM7 180V179H6ZM6 180H3V181H6ZM12 180V181H13ZM29 180V181H28ZM32 180V179H31ZM89 180H91V179H89ZM146 180H148V179H146ZM201 180V179H200ZM16 181V180H15ZM94 181V180H93ZM202 181V180H201ZM9 182V181H8ZM11 182V181H10ZM84 182V181H83ZM89 182V181H88ZM144 182V181H143ZM146 182H148V181H146ZM6 183V182H5ZM98 183V184H99ZM103 183H105V181L103 182ZM102 183V184H103ZM8 184V183H7ZM16 184V183H15ZM81 184H82V182H81ZM92 184V183H91ZM94 184V183H93ZM97 183H96V185L97 186H100V184L98 185ZM101 184V185H102ZM106 184V183H105ZM139 184V183H138ZM142 184V183H141ZM185 184H186V182H185ZM9 185V184H8ZM85 185H86V183H85ZM197 185V184H196ZM5 186V185H4ZM79 186V187H78ZM103 186V185H102ZM131 186V187H132ZM150 186H153V185H151L150 184ZM188 186V185H187ZM2 187V186H1ZM6 187V186H5ZM5 187L3 188V189H5ZM146 187V186H145ZM145 187H143V188H145ZM180 187V188H179ZM191 186H189L188 188H190ZM11 188V187H10ZM86 188H87V186H86ZM93 188V187H92ZM100 188H101V186H100ZM105 188H106V186H105ZM138 188V187H137ZM142 188V189H143ZM187 188V189H188ZM103 189V188H102ZM130 189V188H129ZM145 189H147V188H145ZM186 189V188H185ZM197 189V188H196ZM7 190H8V187H7ZM92 190V189H91ZM108 190H110V189H108ZM120 190V189H119ZM181 190V189H180ZM179 190V191H180ZM112 191H109V192H112ZM145 191V190H144ZM147 191H149V190H147ZM187 191V190H186ZM4 192V193H3ZM95 192V191H94ZM107 192V191H106ZM108 192V193H109ZM123 192V191H122ZM125 192H126V190H125ZM125 192H123L124 194H125ZM132 192H134V191H132ZM140 192V191H139ZM142 192V191H141ZM152 192V191H151ZM156 192V191H155ZM7 193H8V195H7ZM114 192H112V194H113ZM120 193V192H119ZM144 193V192H143ZM149 193V192H148ZM156 193H160L159 191L158 192H156ZM10 194V195H9ZM12 194V195H11ZM101 194V193H100ZM126 194H128V192L126 193ZM130 194V193H129ZM129 194H128V197H129ZM141 194V193H140ZM145 194V193H144ZM150 194V193H149ZM181 194V193H180ZM114 195V196H113ZM113 195H111V197L109 198V199H107L106 200V202L104 201L105 199H103L104 197H102L101 199H98L97 198V200H102V201H104V202H99V201H97V202H99V203H104V205H105V203H108V204H110L109 203V201L111 202L112 200H115L116 201V199L118 198V199H120L121 197L123 198L124 196H121V193H120V195H119V197L118 196H116L115 195V193L113 194ZM7 196V197H6ZM88 196V195H87ZM92 196V195H91ZM98 196V195H97ZM102 196H104L103 194H102ZM127 196V195H126ZM145 196V195H144ZM148 197V196H147ZM152 197V196H151ZM150 197V198H151ZM2 198L0 199V200H2ZM46 198V199H45ZM130 198H132V197H129L128 198V200L130 199ZM87 199H89V198H87ZM122 200V199H121ZM134 200V199H133ZM141 200H144V199H141ZM46 201V203H45V205H46V209H45V207L43 208V209H45L44 211L42 210V208H41V211L40 212H37V213H35V214H32L33 212H31L32 210H31V208L33 207V209L37 206V207H39L40 205H41V203L42 202H45ZM83 201H81V202H83ZM85 201H87V200H85ZM122 201H124V204L122 205V206H124L125 205V203L127 204V199H123ZM170 201V202H171ZM20 202H23V203H20ZM88 202V201H87ZM130 202H133V201H131V199H130ZM147 202V201H146ZM150 202H152L151 200H150ZM80 203V202H79ZM78 203V204H79ZM84 203H86V202H84ZM83 203V204H84ZM91 203H93V202H91ZM116 203H118V200H117V202ZM121 203V202H120ZM135 203V202H134ZM172 203V202H171ZM37 204H39V206L37 205ZM43 204V203H42ZM119 204V203H118ZM146 204V203H145ZM36 205V206H35ZM81 205V204H80ZM100 205V204H99ZM107 205V204H106ZM129 205H130V203H129ZM169 205V204H168ZM176 205V206H175ZM75 206V205H74ZM77 206V205H76ZM114 206V205H113ZM136 206V205H135ZM138 206V205H137ZM172 206V205H171ZM236 206V207H235ZM36 207V208H37ZM43 207V206H42ZM82 207V206H81ZM89 207V206H88ZM100 207V206H99ZM102 207H104L103 205H102ZM108 207V206H107ZM119 208H120V206H118ZM129 207V206H128ZM245 207V206H244ZM51 210H50V209ZM93 208V207H92ZM106 208V207H105ZM102 209V208H100L101 210H97V212H96V214L94 215L95 217L93 218V219H95V220H97V221H99V220H102V221H104L103 219L104 218H108V216L109 215H111V214H113V212H115L114 210H116L115 208H114V210H112V209ZM117 208V207H116ZM119 208H117V211H118V209ZM122 208V207H121ZM146 208V207H145ZM246 208V207H245ZM248 208V209H249ZM10 209H13L14 211H15V216L12 218V219H8V218H11V217H5V212H7V211H11ZM68 209H70L71 210V212H69L68 211ZM127 209V208H126ZM169 209V208H168ZM230 209V211H228ZM243 209V208H242ZM12 210V211H13ZM35 210V209H34ZM33 210V211H34ZM85 210V209H84ZM93 210V209H92ZM123 210V209H122ZM136 210V209H135ZM146 210V209H145ZM247 210V209H246ZM245 210V211H246ZM262 210V209H261ZM38 211V210H37ZM77 211V210H76ZM82 211H83V209H82ZM244 211V212H245ZM36 212V211H35ZM66 212H68L67 214H66ZM129 212V211H128ZM240 212V211H239ZM14 213V212H13ZM16 213H17V215H16ZM90 213V212H89ZM119 213V212H118ZM133 213H134V211H133ZM241 213H242V211H241ZM246 214H247V211L245 212ZM250 213V212H249ZM5 214V215H4ZM76 214V213H75ZM81 214H82V212H81ZM191 216V222L188 220V222H186L185 220L183 221V219H185L187 216ZM222 215V216H221ZM242 216H243V213L241 214ZM241 215H239V217H241ZM33 216V217H32ZM69 216V215H68ZM90 216V215H89ZM226 216V215H225ZM245 216V215H244ZM71 217H72V215H71ZM93 217V216H92ZM91 217V218H92ZM116 217V216H115ZM114 217V218H115ZM119 217V216H118ZM129 217V216H128ZM184 217V218H183ZM238 217V218H239ZM248 217V216H247ZM70 218V217H69ZM73 218V217H72ZM82 217H80V219H81ZM112 218V217H111ZM124 218V217H123ZM126 218V217H125ZM245 218V217H244ZM249 218V217H248ZM254 218V219H253ZM31 219H34L33 220V223L30 225V229L28 230L29 232L26 234L24 231H26V230H24V228L25 227H27L26 225H27V221L28 220H31ZM120 219V218H119ZM226 219V218H225ZM235 219V218H234ZM76 220V219H75ZM84 220V219H83ZM94 220V221H95ZM187 220V219H186ZM228 220V219H227ZM93 221V220H92ZM119 221V220H118ZM96 222V221H95ZM238 222V221H237ZM108 223V222H107ZM235 223V222H234ZM104 224H105V222H104ZM217 224V223H216ZM233 224V223H232ZM114 225V224H113ZM74 226H76V227H74ZM147 226H151V229H149ZM217 226V225H216ZM236 226H237V224H236ZM121 227V226H120ZM132 228V227H135V228H138L139 227V229H138V231H136L135 233H131V232H129V235H126L127 233H125L124 232V230L125 229H127V228ZM211 227H212V229H211ZM232 227H235V226H232ZM72 228H74V231H76V232H74L75 234L73 235V234H69V232H70V230L72 229ZM118 228V227H117ZM231 228V227H230ZM253 228H254V230L256 229V231H255V233H253L254 232V230H253ZM110 229V228H109ZM209 229H211V230H209ZM216 229V228H215ZM92 230V229H91ZM111 230V229H110ZM133 230H134V228H133ZM132 230V231H133ZM72 231V230H71ZM102 231V230H101ZM109 231V230H108ZM129 231V230H128ZM211 231V232H212ZM216 231V230H215ZM200 232V231H199ZM25 233V234H24ZM73 233V232H72ZM206 233V234H207ZM17 234H19L20 235V238L18 237V240H19V246H17L18 247V250H19V253L18 254H21V256L22 257H25L26 258V256L28 255V256H30V257H32V259L33 260H29V258H27V259H25V258H23V259H21V257L19 256L18 257V255H17V257L15 256V252H14V254L12 253V254H8V250L14 245L13 244V241H14V243L16 242L13 238H12V236H17ZM91 234V233H90ZM106 234V233H105ZM198 234H200V233H198ZM71 235V236H70ZM87 235V234H86ZM99 235V234H98ZM102 235V234H101ZM108 235H109V233H108ZM213 235V234H212ZM1 236H2V238H4V237H9V238H7V239H5L4 238V240H2L1 239ZM87 237H89V236H87ZM92 237V236H91ZM104 237V236H103ZM106 237V236H105ZM213 237V236H212ZM236 237V236H235ZM10 238H12L13 239V241L10 239ZM199 238V237H198ZM95 239V238H94ZM16 240H17V238H16ZM119 240V241H120ZM201 240V239H200ZM94 241V240H93ZM115 241V242H116ZM207 241V240H206ZM85 242H86V240H85ZM90 242H91V240H90ZM113 242V241H112ZM155 242V243H154ZM18 242H16V244H17ZM94 243V242H93ZM110 243V242H109ZM202 243V242H201ZM100 244V243H99ZM158 244V245H157ZM160 244V245H159ZM204 244V243H203ZM202 244V245H203ZM206 244V243H205ZM209 244V243H208ZM112 245V244H111ZM156 245V246H155ZM109 246V245H108ZM131 246V247H132ZM162 246V247H161ZM203 246H205V245H203ZM257 246V249L255 248ZM14 247V246H13ZM16 247V248H17ZM79 247V248H78ZM97 247V246H96ZM103 247V246H102ZM78 248L79 250L78 251H76V249ZM93 248V247H92ZM134 248V247H133ZM254 248L256 249L255 251L256 252H252L253 250H254ZM99 249V248H98ZM126 249H127V247H126ZM128 249H129V247H128ZM190 249V251L189 252H187L188 250ZM203 249V248H202ZM205 249V248H204ZM16 250V249H15ZM17 250V251H18ZM105 250V249H104ZM130 250V249H129ZM187 250V251H186ZM193 250V251H192ZM206 250V249H205ZM204 250V251H205ZM257 250L258 251H260L259 253L257 252ZM192 251V252H191ZM7 252V254H5ZM131 252V251H130ZM205 252H207V251H205ZM252 252V253H251ZM121 253V252H120ZM200 253V254H201ZM116 254V255H115ZM128 254V253H127ZM205 255H206V253H204ZM203 254V255H204ZM250 254V255H249ZM120 255V254H119ZM126 255V254H125ZM199 255V254H198ZM90 256H92V255H90ZM256 256V257H257ZM98 257V256H97ZM264 257V255L262 256V258ZM19 259L20 258V263H19V260L17 261V259ZM92 258V257H91ZM95 258V257H94ZM93 258V259H94ZM118 258V257H117ZM251 258H253V259H251ZM261 258V259H262ZM120 259H122V258H120ZM199 259H200V257H199ZM256 259V258H255ZM254 259V260H255ZM21 260H23L24 262H21ZM26 260V261H25ZM118 260V259H117ZM142 260V261H143ZM258 260H259V262H258V264L260 263V261H262V260H260L259 258H258ZM30 261V262H29ZM99 261V260H98ZM101 261V260H100ZM141 261V262H142ZM157 261H155L156 263H157ZM198 261V260H197ZM215 261V262H214ZM118 262V261H117ZM198 262H200V261H198ZM197 262V263H198ZM220 262V261H219ZM26 263V264H27ZM94 263V261L92 262V264ZM201 263H202V261H201ZM212 263V264H213ZM25 264V263H24ZM101 264H102V262H101ZM117 264V263H116ZM139 264H141V263H139ZM220 264V263H219ZM256 264H257V262H256ZM261 264V263H260ZM262 264H264V261H263V263Z\"/></svg>",
	"mask_w": 264,
	"mask_h": 264
}]
</instances>
